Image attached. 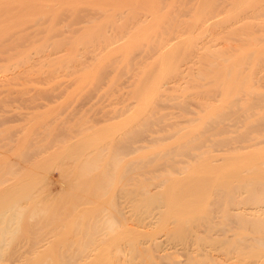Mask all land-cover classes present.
<instances>
[{"label":"rangeland","instance_id":"1","mask_svg":"<svg viewBox=\"0 0 264 264\" xmlns=\"http://www.w3.org/2000/svg\"><path fill=\"white\" fill-rule=\"evenodd\" d=\"M119 1L118 0H84V1L83 0H79V1L78 0H64V1L63 0H8V1L0 0L1 5L6 4L0 7V12H1L0 20L2 21L6 20L4 22L5 23L7 22V26L4 22H2L3 24L0 23L1 25H4L0 27V29L2 28L0 30V33L1 32L4 33V31L6 32L4 33L5 35L1 34V37H0V68L2 69V70L0 69V71L2 72L8 67L7 71L9 72V73L7 71L6 72L4 71V73L0 72L1 73L0 76L4 74L7 76L9 74L13 75V73L17 72L18 69L20 70L22 69L21 77H17V78H20V80L17 78H14V75H13L12 76L13 80L14 81L16 80V81L13 82L12 79L10 80L11 81L10 83L12 84L7 85V87L5 88L6 92L4 91L5 89H3L5 86L0 88V91H4V94L0 93L1 94L0 98L1 99L4 98L6 100L5 101L4 99L2 100L0 99V128H1L0 129V154L1 152H3L4 154H7V157L11 156L10 158H8V161L7 159L5 160L3 159V161L2 159L0 160V162L2 163L5 162L0 165V174L2 173L0 175L1 177L0 178L1 180L0 181L1 182L0 183V187H1L0 188V207H1L0 213H3L4 212L3 210L4 209L6 210V208H8L7 205L11 201H12V204L20 203V205H22V204H25L26 203L25 201L28 200V199L26 200V198H32V199H29L27 203L25 204V205L28 204L27 206L23 205L22 209L21 208L18 209V211L20 212H17L19 213V217L17 214L18 218L16 217V220L19 219L20 221L18 220V223L14 222L12 227L10 228L12 229L11 230L12 233L11 231H9L8 232L9 235L6 234V236L7 235L8 236L7 237L5 236L6 240L3 245H6V247L2 246L3 253H1L0 255L1 256L0 264L2 263L6 264V263H9V261H10L9 264L11 263L16 264V262L17 264H19L18 261L21 262L22 264H26V263L32 264V262L34 261L35 262L33 264H39V263L46 264L47 263L46 260L48 261L47 264H49V262L51 264V261L53 262L52 264L54 263L55 264H70V263L76 264V262L77 264H80V262H78L80 260H83L81 264L85 261H86L85 264L86 263L87 264H228V263L229 264H239V263L240 264H243V263L244 264H264V163H263L264 162V145H263L264 144V113H263L264 112V72H263L264 71V62H263L264 61V49L260 48V47H263L262 45L264 44V41H263L264 39V34H263L264 33V22H263L264 21V0L262 1L261 0H237V1L236 0H210V1L208 0V2L211 3V4L209 3V5L208 4L206 5V3H208L206 0L204 1L203 0H190V1L189 0H155V3L158 2L156 4L159 6L158 13L160 15L165 14V16L163 15H162L163 17L160 16L161 18H163L161 20L159 19L160 21H158V19L157 21L154 19L153 21L155 23L152 22V26L150 25L151 26L150 28L149 26L148 28L147 26L141 27L140 29L143 30L142 31L139 29L141 32H147V33H141L143 34V35L140 34L141 38L139 36H138L139 38L135 36L136 38L135 37L132 39L130 38L129 40L128 38L130 37L129 35L131 34L129 32L134 24L133 19L137 20V18L139 19V17L142 18L141 14L142 12L144 13L147 11L148 9L147 4H149L150 1L148 0L149 2L146 4L145 2H147V0L145 1L132 0V2L129 0H124V1L121 0L123 2L120 1V4H119ZM133 1L135 2L134 4H133ZM130 2L134 6L128 4ZM72 4L73 6H71ZM123 5H125L126 8ZM114 7L116 8V13H115ZM121 9H123L124 11ZM125 9L128 13H126ZM164 9L167 10L166 13ZM118 10H120V12L122 11L121 13H123L122 14L123 17H119V19H116L121 14V13H118L119 12ZM225 10L226 12L228 10V13H226ZM110 11L112 12V14ZM160 11L162 13H160ZM236 11L237 12L240 11L239 12L240 15L236 14ZM217 14L218 15L223 14L221 18L222 20L220 19L215 24L213 25L211 24L209 26L205 24L204 27L203 26L201 27L200 29L201 31L198 29V26L201 25V20L204 21L206 17L210 18V16L212 17ZM244 16H257L259 20L255 21L254 23H251L250 21L248 22V24H245L244 26L242 25L243 27H238V28L234 27L233 29L228 28L229 24L233 23V21H236L237 19L244 17ZM258 16L261 18H259ZM15 19H18V20L16 21ZM251 20L254 21L255 19L254 20L251 19ZM102 22H104V24ZM250 25L252 28L250 27ZM152 27L155 29H153ZM143 28L144 29L147 28L148 30H144ZM235 30L237 34L235 33ZM195 31L196 32L198 31V32L195 33ZM148 32H149V35H148ZM187 33L191 36L192 39L189 37ZM182 34L184 35L186 34V35L183 36ZM196 34L197 35L200 34L198 36L201 37L202 39L199 38ZM125 35L126 36L128 35L127 38ZM177 35L178 36L182 35L181 37L183 38V44H181L182 43L181 42L180 44L177 45V47L174 48L175 50L172 51V53L171 51L169 52V54L170 53L172 54L171 56L172 58H170L171 54L170 55L168 54L169 56L165 55V57H169L166 59V61L167 60L170 61L172 59L170 61V62L174 61L172 63V66L175 67L174 64H176L178 66V67L176 66L178 69L176 67L175 69L174 68L171 69L172 66L168 67L169 62H167L168 64L165 63L166 65L161 66L159 64L160 62H157L159 61V57H157V54L159 53L160 47L166 44L165 43L166 39L169 42V40L175 39L174 37H177ZM168 37H169V40H168ZM208 37H209V40H208ZM210 37L212 40H214L215 38L218 39L217 42H222L223 40L224 42L227 41L230 44L234 43L238 45L239 43V45L241 46L242 44L246 45V41H249L251 39H252L251 40L252 42L249 41V43L250 42L255 43V41H256L255 44H258L259 41L263 43V44L262 43L258 44V45H261L259 46L261 50L259 54L257 53L258 56L255 55L254 59L252 58L254 63H252L253 61L252 62L250 61L251 57L247 58L248 61L253 64V66L251 65V63L249 64L252 68H250L248 64L246 65L247 62L244 61L245 63L243 62V65H242L243 67L239 69L238 72L240 73L238 74H241L242 76L244 75L247 77L248 73L246 72H249V77H247V80L249 81H247L245 77V80H246V81L244 80L245 84L244 83L242 84L240 81L241 79H238L239 77H241V75L238 76L237 81H236L237 85L234 86V87H237L236 88L237 90H234L235 88L233 89V93L234 94L236 93V94L234 95L233 93H231L232 94L231 96L230 94L232 90V87H231V90L228 91L229 95L225 97V98L227 97L229 98V99L227 98L229 103L226 102L227 99L225 101L224 96H223L224 100H222L223 98L221 99V96H222L221 92L223 91L222 88L224 87V86L222 87L223 82L221 85L219 83V85L222 88H219L220 86L217 85V82H219L217 80L219 79L217 78L219 77L218 74L221 76V78L222 76L225 77L223 75L224 74L223 68H226V67H223V68L219 67L220 64L217 60L219 59L223 60L225 59L224 57L228 55L231 56L233 50L231 48H228L230 49V51L226 50L225 52L222 50L223 52L222 51L220 52L218 51L216 53L212 52L213 54H211L210 52L209 54L208 52L207 53L205 52L203 54H197V51L195 50V47H194L196 43L195 40L197 39L198 41V39H201L204 42L208 40V42L204 44L208 45L207 43H209L210 45V43H213L210 40ZM146 38L148 39L150 38V39L148 40ZM184 38H186L187 40H184ZM243 39L245 42H243ZM124 40L127 43L125 42L123 43L122 41ZM257 40H258V43H257ZM241 41H242V44H241ZM119 42L123 43L121 44L122 48L119 45H117V43ZM163 42L164 44H162ZM160 44H162V46ZM126 47L129 49H127ZM228 51L230 52V54ZM209 59L213 61L211 63L212 65L208 64L210 63ZM205 60H207L206 63H205ZM215 61L216 63H218L217 65L219 66H217L216 63H214ZM189 62H191L190 65L192 66L194 65L195 68L192 67L190 70L181 71L180 69L182 68V66H184L185 63L188 64ZM196 63H198V65ZM205 66H208V68ZM244 67L246 69L248 68L247 69L248 71ZM162 68L164 69V71ZM210 68L211 70L213 69L217 71L216 72L213 70L211 71ZM218 69L220 70L221 74L220 73L217 74V72H219ZM12 70H15V71L12 72ZM81 70H82V73H81ZM89 72H91L90 75L92 74L91 78L93 79L88 78L89 76L87 74ZM210 72H213V73H210ZM79 73L81 75H79ZM136 74L138 75V77ZM183 74L186 76H184ZM226 74L228 76L230 75L229 72ZM80 76L81 77L83 76V78H81ZM84 77H86L87 80H84ZM215 77L217 80L216 84L215 82H213ZM243 77H241L242 80H243ZM77 78L79 80H77ZM190 78L191 80H189ZM250 78L253 80L251 81ZM48 79H49V82H48ZM168 81L169 82L174 81V84H172L170 87L169 86L170 83H167ZM226 81L228 82V80H224L225 83H227ZM19 84L22 85V87L20 88L21 91H19L20 90L19 87H17L18 90L17 88H15V86L17 85L19 86ZM10 85L12 86L13 90L11 89ZM252 86L254 89H256L257 87L256 89L258 90L257 92L254 89H252V91H255L258 94L257 96L254 95L255 97L254 96L250 98L247 97L248 99L247 100L245 98L247 96L246 93L248 92L246 89ZM258 87H260L261 89L260 88L258 89ZM7 88L8 89L10 88V89L8 90ZM149 89H153L154 92H152L153 90L149 92L150 91ZM144 90H147V91L144 92ZM250 91L251 90H249V92ZM244 92H246L245 93L246 95L244 94ZM147 93L149 95L152 93L153 96H151L152 95L151 94L149 97ZM242 94L245 96H243ZM141 96H144V97L142 98ZM147 97L149 99H145ZM136 98L140 101L143 99L141 101L142 102L141 104L143 105H141L140 101H138ZM217 98L220 99V101H218ZM257 98L259 99L256 100ZM221 101L222 103L223 101H225V104L223 103L222 105L221 103H219ZM257 101L259 102V104ZM146 104L148 105L147 107H145ZM244 105L247 107H245ZM214 106L216 108L219 107L220 109L217 108L216 110ZM209 107H210V110L208 109ZM214 115L215 116L217 115V116L215 117ZM260 116H261V119H260ZM144 121L147 123L145 124ZM78 124H81V125L79 126ZM138 128L141 130H139ZM19 130L20 131L22 130V134H23L21 135L23 141H21L22 143L20 144V146L18 144V138H19V135L21 134ZM119 142L121 143V145L119 144ZM184 142L185 143L187 142L189 144L186 143L185 145ZM201 144L203 146H201ZM117 146L123 147V149L118 148ZM115 147L118 149L117 155L115 154L116 152H113L115 151L114 149H116ZM178 148L180 149L178 150ZM156 150L157 152L158 151L159 152L157 153ZM15 154H17L18 156ZM91 154L93 155L94 158L92 157ZM112 154L115 155V159H116L115 162L114 160L111 161ZM44 156L46 157L45 159L43 158ZM119 158L121 159L123 158V159L120 160ZM164 158L166 161L164 160ZM166 158L168 159V161ZM88 159L90 163L87 161ZM90 159H93V160H90ZM12 162L14 163L11 164ZM84 162L85 163L88 162L87 166ZM92 162L93 164H91ZM157 162L158 163L160 162V163L158 164ZM83 163L85 165H83ZM109 163H112V164L116 163V164L109 165ZM135 163L137 164L135 165ZM161 163H163V165H161ZM76 164H77V167H76ZM78 164H79V167H78ZM18 165H20L21 170L20 168H18L19 167ZM82 165L86 167L82 168L81 167ZM95 165L97 166V168ZM88 166L91 170L88 168ZM247 166L250 167V169ZM109 167L111 168L109 169ZM182 167L184 169L186 168L185 171L183 170ZM115 168H118V172H117V169L115 170ZM138 168H141V169L139 170ZM180 168L182 169V172ZM27 169L29 170L27 171ZM82 169H85V170L83 171ZM87 169L89 170L86 171ZM110 170H113V171L110 172L109 174ZM81 171H83L84 173L86 172L85 176H84V173L82 174ZM80 172H81V175H80ZM3 173L5 175H3ZM20 174H22L23 176H21ZM113 174H115L116 176L114 175L113 177ZM180 174H182V176ZM99 175L100 176L102 175V178L105 181H103L104 185L101 188V191L97 190L96 192V189L98 188V184L101 183L102 181L100 180ZM18 176L20 177V179ZM104 176L106 179L104 178ZM13 177L18 178V180L17 179L15 180V183L13 182L14 180ZM170 177L172 178V180H170L171 179ZM192 177L195 179L192 180L193 179ZM198 177L199 179H197ZM107 178L109 181L107 180ZM129 178L131 179L129 180ZM158 178H161V180ZM3 179H4V182H2ZM125 179H127L128 181L127 180L125 181ZM173 179H174V182H173ZM89 181H92L93 183ZM107 181L108 183H106ZM195 181L197 182L195 183ZM141 182L144 184V186ZM86 183L91 184V186L93 187H90V185L89 184L87 185ZM4 184L8 185L7 187L9 188L5 187ZM93 184H96V185H93ZM139 184L142 186H140ZM179 185L181 187H179ZM2 187H4V189H7L5 190L6 192L8 191V189H10L9 191L11 192L8 191L7 192L8 194H7L4 191L6 194L4 193L3 195L2 190L4 189ZM80 187H82V190ZM141 187H143V189L146 192L143 194L141 192L142 195L139 193L140 189L143 190ZM76 189L81 196L78 194ZM166 189L169 191H167ZM70 190L71 191L73 190V191L71 192ZM92 190H95V191H92ZM22 191H23V194H22ZM75 191L77 192L78 195L76 194ZM83 192L87 196L85 197L82 196V195H85ZM134 192L136 196L133 195ZM149 192H151V194ZM29 193L30 195H28ZM97 193L99 194L101 193V195L99 194L97 195ZM165 193H166V196L164 195ZM126 194L128 195L126 196ZM145 194L148 200H150L148 196L150 197L153 194L150 198L154 199V201L156 200L157 201L156 202L152 201L151 203H148L147 200L145 199L146 198ZM74 195L80 196V200H79V197H77L78 199L76 198V196L73 197ZM17 196H19L20 198ZM49 196L51 198H49ZM96 196L98 198H96ZM12 197L14 198L15 201L13 200ZM38 198H40V200H38ZM45 198H46V203H47V198L49 199L50 202H53L52 204L50 202L47 203V204L53 205L52 206L53 211L48 210V212H50L51 214L48 212L47 213L45 212L44 214H46L47 216L46 217L45 215H42L43 213L41 214L37 212L38 214L37 213L36 214L38 216L39 215L43 216L42 219L40 218L41 216L38 217L37 215L36 216L40 220L37 217H35L36 219L30 218L32 217V214L35 213V211L37 210L35 207L36 206L35 203L37 204V201L39 202L41 200H45ZM52 198H54L55 200H50ZM69 198L70 200H68ZM35 199H36V202H35ZM76 199L79 200L80 202L76 201ZM141 199L142 200L144 199L143 201L146 203H144ZM115 200H117V202ZM22 201H24V203H22ZM103 202H104V206H103ZM96 203L98 205H96ZM177 203H179V205ZM12 204L10 203V205ZM30 204L32 205V207ZM141 204H143L144 206ZM5 205L6 207L3 208V206ZM152 205L154 206L152 207ZM71 206L72 207L74 206V207L72 208ZM156 206L157 207L160 206V207L157 208ZM131 208L133 211L131 210ZM85 209L86 210L88 209V210L86 211ZM111 209H113V211ZM21 210L23 211L22 215L20 214L22 213ZM116 211L118 212L119 215L116 213ZM53 212L54 213L56 212V214H54ZM238 212H239V215H238ZM70 213H72L73 215H71ZM112 213L114 215L116 213L117 215L113 216ZM80 214H82L83 216ZM105 215L107 217L109 216L110 218L113 216L114 219H116V222L114 221L113 223L111 222V220H114L113 218L110 221H109V217L106 218L108 222L113 223L112 225H110L112 230L109 229L110 227H108V229L107 227H105V226H108L106 223H104L106 222L104 221L106 217ZM120 215H121V218L119 217ZM52 216H53V219H52ZM146 216H150V217H146ZM100 217H102V219L104 218V220H100ZM88 218H90L91 220ZM149 218L150 219L152 218L153 220H150ZM49 219L51 220L49 221ZM27 220L28 222L31 220V223H27ZM42 220L44 222H40ZM78 222H80V224ZM41 223L43 225H41ZM76 223L78 225H76ZM14 224L16 226H14ZM61 225H65V226L61 227ZM68 225L70 226V228ZM92 225L94 226L93 229H92L93 227ZM51 226H55V229H57L55 237L53 238L55 242L51 243L53 244V248L52 247L47 248L46 246L45 247L46 249L45 248H44L45 250L43 249L45 252H47L46 256L48 258L45 256L44 253L42 254L43 257L39 256L38 253L43 251V250H40L39 248L42 240L47 238L46 236L47 233H48V236H50L49 233L51 234V232H48V231H51L54 229V227L53 229L52 228L49 229V227ZM77 226L79 227L77 228ZM15 227L17 229H13ZM80 228L82 229L85 228V229L80 230ZM94 229L96 230V232L98 230L100 231V232L98 231L99 232L98 236H97V233L94 232ZM126 229H129L130 232L128 230L126 231ZM85 230L86 232L89 231L88 233H90L91 235L89 236L90 238L86 237L88 239V240L86 239L88 243L85 241V238L83 240V237L86 234L84 232ZM102 230L103 231L105 230V231L103 232ZM80 231H81V236H80ZM140 231L142 232V234L144 232V234L141 235ZM73 232L75 234L76 232L77 234L79 233L78 237L82 238L80 239L83 240V243L81 240L79 241L76 240V242L74 241L72 243L68 241L70 240V238H72L71 235L74 236ZM10 233L12 234V236L10 235ZM100 233L102 235V236L100 235L101 237L99 236ZM61 235H63V237ZM64 235L66 236L64 237ZM139 235H141V237ZM94 237H96L97 239H95ZM99 237L100 238L103 237L101 239L103 244H101L102 242L98 241L100 240L98 239ZM12 238L15 240H13ZM110 238L115 241L113 242V240H111ZM131 239L133 240L131 241ZM65 240H67V242L70 244L71 247L70 246L68 247L69 244H67ZM104 241H105V244H104ZM63 243H65V250L69 249L68 250L69 252L67 250L65 251V253L61 252L62 249L64 250V247H60V246H63ZM89 243H90V246H89ZM81 244L82 245L87 244V245L86 247L83 246L84 247L83 248ZM91 244L93 245L91 246ZM66 246L68 248H66ZM72 246H73V249H72ZM109 247L111 248V251ZM13 248H15V250H13ZM36 249L38 250L36 251ZM47 249L48 250L55 249L54 251L52 250V252L54 253L56 252L54 254L55 256L52 255L53 254L52 252H50L49 254ZM114 250L117 252H115ZM119 250L121 251V253H119L120 252ZM11 251H13L14 253ZM31 251L32 252L34 251L35 252L34 254L35 255L37 254V255L33 256L34 254L32 253L33 255L31 254L32 255L31 256L29 254L31 253ZM57 251L59 255L57 254ZM83 251H85V253ZM88 251L89 253L91 252L90 256L92 257L89 256L90 258L88 257L86 258L85 256L88 254ZM60 252L62 253L61 254L62 256L64 254L63 257L60 256ZM66 252H68V254ZM17 253H18V256L16 255ZM27 253L29 255H26ZM105 254L106 256H104ZM22 255H24L26 259ZM51 256L53 257L59 256V257H56L55 259ZM19 258L21 260H23L24 258V260L20 261ZM28 258H29V261H28ZM70 258L72 261L70 260ZM86 259H89V260H86ZM39 260L41 262L43 261L44 262L41 263ZM62 261H64V263Z\"/></svg>","mask_w":264,"mask_h":264},{"label":"bare ground","instance_id":"2","mask_svg":"<svg viewBox=\"0 0 264 264\" xmlns=\"http://www.w3.org/2000/svg\"><path fill=\"white\" fill-rule=\"evenodd\" d=\"M7 1H8V0H7ZM63 1H64V0H63ZM78 1H79V0H78ZM83 1H84V0H83ZM118 1H119V0H118ZM120 1H121V0H120ZM120 1H119V4H120ZM123 1H124V0H123ZM123 1H121V2H123ZM129 1L132 2V0H129ZM135 1H136V0H135ZM142 1H145V0H142ZM142 1H141V2H142ZM149 1H150V3L147 4V5H148V6H147L148 9L146 8L147 11H149V12H147V11L145 10L146 12H144V13L142 12V14H144V15L141 14L142 18L139 17V19H138V18L136 17L137 20H134V19L132 18L133 21H134V24H133L132 28L130 29V32H129V33H131V34L129 35L130 37L128 38V40H129L130 38H131V39L134 38L135 36H136V37H138V36L140 37L141 35H143V34H141V33H147V32H141L140 30H142V29H140V28L143 27V26H144V27L147 26V28H148V26H149V28H150V27L152 26V22H154V21H153L154 19H155L156 21H157V19H158V21H160L161 19H163V18H161V17L165 16V14H164V15H163V14L160 15V14L158 13V8H159V6L156 4V3H158V2L155 3V0H149ZM149 1L147 0V2H145V4L148 3ZM151 1H153L154 4H153V2H151ZM189 1H190V0H189ZM203 1H204V0H203ZM206 1L208 2V0H206ZM209 1H210V0H209ZM236 1H237V0H236ZM261 1H262V0H261ZM23 2H24V1H23ZM61 2H62V1H61ZM75 2H76V1H75ZM81 2H82V1H81ZM111 2H112V1H111ZM116 2H117V1H116ZM116 2H115V3H116ZM127 2H128V1H127ZM131 2L128 3V4L133 5V4L135 3V2L133 1V4H131ZM166 2H167V1H166ZM178 2H179V1H178ZM234 2H235V1H234ZM6 3H7V2H6ZM37 3H38V2H37ZM39 3H40V2H39ZM68 3H69V2H68ZM102 3H103V2H102ZM143 3H144V2H143ZM182 3H183V2H182ZM182 3H181V4H182ZM188 3H189V2H188ZM203 3H205V2H203ZM209 3H210V2L206 3V5H207V4L209 5ZM251 3H252V2H251ZM251 3H250V4H251ZM257 3H258V2H257ZM109 4H110V3H109ZM113 4H114V3H113ZM117 4H118V3H117ZM210 4H211V3H210ZM255 4H256V3H255ZM4 5H6V4H4ZM4 5H1V3H0V7H1V6H4ZM15 5H16V4H15ZM76 5H78V4H76ZM95 5H96V4H95ZM100 5H101V4H100ZM114 5H115V4H114ZM121 5H122V4H121ZM182 5H183V4H182ZM256 5H257V4H256ZM55 6H56V5H55ZM71 6H73V4H72ZM123 6H125V5H123ZM126 6H127V4H126ZM126 6H125V8H126ZM133 6H134V5H133ZM164 6H165V5H164ZM188 6H189V5H188ZM202 6H203V5H202ZM202 6H201V8H202ZM210 6H211V5H210ZM212 6H214V5H212ZM233 6H234V5H233ZM238 6H239V5H238ZM240 6H241V5H240ZM249 6H250V5H249ZM42 7H43V6H42ZM49 7H50V5H49ZM61 7H62V6H61ZM111 7H112V6H111ZM131 7H132V6H131ZM173 7H174V6H173ZM196 7H197V6H196ZM207 7H208V6H207ZM246 7H247V6H246ZM100 8H101V7H100ZM104 8H105V7H104ZM143 8H144V7H143ZM188 8H189V7H188ZM193 8H194V7H193ZM235 8H236V7H235ZM76 9H77V8H76ZM84 9H85V8H84ZM112 9H113V8H112ZM114 9H115V13H116V8L114 7ZM119 9H120V8H119ZM127 9H128V8H127ZM137 9H138V8H137ZM179 9H181V8H179ZM179 9H178V10H179ZM216 9H217V8H216ZM229 9H230V8H229ZM231 9H232V7H231ZM241 9H242V8H241ZM55 10H56V9H55ZM100 10H101V9H100ZM102 10H103V9H102ZM121 10H123V9H121ZM133 10H134V9H133ZM159 10H161V9H159ZM164 10H165V9H164ZM206 10H207V9H206ZM239 10H240V9H239ZM255 10H256V9H255ZM44 11H45V10H44ZM57 11H58V10H57ZM118 11H119L118 13H121V12H122V11L120 12V10H118ZM123 11H124V10H123ZM125 11H126V9H125ZM128 11H130V10H128ZM135 11H136V10H135ZM135 11H134V12H135ZM140 11H141V9H140ZM142 11H143V9H142ZM162 11H163V10H162ZM166 11H167V10H165V13H166ZM184 11H185V10H184ZM234 11H235V10H234ZM256 11H257V10H256ZM258 11H259V10H258ZM74 12H75V11H74ZM110 12H111V11H110ZM134 12H133V13H134ZM163 12H164V11H163ZM178 12H179V11H178ZM225 12H226V10H225ZM239 12H240V11H238V12L236 11V14H239ZM0 13H1V12H0ZM4 13H5V12H4ZM8 13H9V12H8ZM13 13H14V12H13ZM36 13H37V12H36ZM66 13H67V12H66ZM126 13H128V12L126 11ZM126 13H125V14H126ZM160 13H162V12L160 11ZM221 13H222V12H221ZM221 13H220V14H221ZM226 13H228V10H227ZM244 13H245V12H244ZM256 13H257V12H256ZM259 13H260V12H259ZM6 14H7V13H6ZM111 14H112V12H111ZM113 14H114V13H113ZM122 14H123V13H121L120 15L118 14L119 16H118V18H116V19H119V17H123ZM131 14H132V13H131ZM198 14H199V13H198ZM206 14H207V13H206ZM224 14H225V13H224ZM4 15H5V14H4ZM56 15H57V14H56ZM129 15H130V14H129ZM132 15H133V14H132ZM162 15H163V16H162ZM174 15H175V14H174ZM176 15H177V14H176ZM200 15H201V14H200ZM200 15H199V16H200ZM202 15H203V14H202ZM204 15H205V14H204ZM222 15H223V14H222ZM222 15H218V14H217V15H214V16H212V17L210 16V18H209V17H208V18L206 17V19H205L204 21L201 20V25L198 26V29L200 30L201 27H202V26L204 27L205 24H206L207 26H209V25H211V24H212V25L215 24L218 20H220V19L222 18ZM227 15H228V14H227ZM239 15H240V14H239ZM241 15H242V14H241ZM254 15H256V14H254ZM260 15H261V14H260ZM260 15H259V16H260ZM262 15H263V14H262ZM97 16H98V15H97ZM134 16H135V15H134ZM139 16H140V15H139ZM160 16H161V17H160ZM166 16H167V15H166ZM172 16H173V15H172ZM207 16H208V15H207ZM224 16H225V15H224ZM224 16H223V17H224ZM228 16H229V15H228ZM233 16H234V15H233ZM259 16H258V17H259ZM4 17H5V16H4ZM93 17H94V16H93ZM112 17H113V15H112ZM132 17H133V16H132ZM175 17H176V16H175ZM203 17H204V16H203ZM70 18H71V17H70ZM109 18H110V17H109ZM199 18H200V17H199ZM237 18H238V17H237ZM256 18H257V16H244V17H241V18L237 19L236 21H233V23L229 24V27H228V25H227V27H228L229 29H230V28L233 29L234 27H237V28H238V27H243L245 24H248V22H250V21H251V23H254L255 21L259 20L258 18H257V19H256ZM259 18H261V17H259ZM3 19H4V18H3ZM80 19H81V18H80ZM85 19H86V18H85ZM159 19H160V20H159ZM174 19H175V18H174ZM187 19H188V18H187ZM193 19H194V18H193ZM197 19H198V18H197ZM224 19H225V18H224ZM229 19H230V18H229ZM251 19H253V20L255 19V20L252 21ZM10 20H11V19H10ZM13 20H14V19H13ZM15 20L17 21L18 19H15ZM88 20H89V19H88ZM110 20H111V19H110ZM112 20H113V19H112ZM114 20H115V19H114ZM124 20H125V19H124ZM169 20H170V19H169ZM172 20H173V19H172ZM221 20H222V19H221ZM231 20H232V19H231ZM4 21H6V20H3V21L0 20V23H2V22H4ZM117 21H118V20H117ZM176 21H177V20H176ZM198 21H200V20H198ZM260 21H262V20H260ZM12 22H13V21H12ZM97 22H98V21H97ZM174 22H175V21H174ZM196 22H197V21H196ZM219 22H220V21H219ZM263 22H264V21H263ZM263 22H262V23H263ZM4 23H5V22H4ZM62 23H63V22H62ZM100 23H101V22H100ZM102 23L104 24V22H102ZM114 23H115V22H114ZM154 23H155V22H154ZM158 23H159V22H158ZM197 23H198V22H197ZM197 23H196V24H197ZM257 23H258V22H257ZM259 23H261V22H259ZM2 24H3V23H2ZM5 24H6V26H7V22H6ZM97 24H98V23H97ZM120 24H121V23H120ZM120 24H119V25H120ZM131 24H132V23H131ZM165 24H166V23H165ZM167 24H168V23H167ZM172 24H173V23H172ZM249 24H250V23H249ZM0 25H1V24H0ZM51 25H52V24H51ZM86 25H87V24H86ZM122 25H123V24H122ZM150 25H151V26H150ZM157 25H158V24H157ZM216 25H217V24H216ZM242 25H243V26H242ZM260 25H262V24H260ZM2 26H4V25H1L0 27H2ZM6 26H5V27H6ZM8 26H9V25H8ZM62 26H63V25H62ZM158 26H159V25H158ZM164 26H165V25H164ZM186 26H187V25H186ZM194 26H195V25H194ZM207 26H206V27H207ZM81 27H82V26H81ZM113 27H114V26H113ZM210 27H211V26H210ZM212 27H213V26H212ZM216 27H217V26H216ZM216 27H215V28H216ZM250 27H251V25H250ZM260 27H262V26H260ZM17 28H18V27H17ZM51 28H52V27H51ZM147 28H146V29L143 28V29H144V30H148ZM152 28H153V27H152ZM152 28H151V29H152ZM169 28H170V27H169ZM192 28H193V27H192ZM251 28H252V27H251ZM1 29H2V28H1ZM1 29H0V30H1ZM5 29H6V28H5ZM5 29H3V30H5ZM86 29H87V28H86ZM112 29H113V28H112ZM139 29H140V30H139ZM153 29H155V28H153ZM235 29H236V28H235ZM245 29H247V28H245ZM3 30H2V31H3ZM18 30H19V29H18ZM77 30H78V29H77ZM157 30H159V29H157ZM196 30H197V28H196ZM13 31H14V30H13ZM48 31H49V30H48ZM71 31H72V30H71ZM118 31H119V30H118ZM142 31H143V30H142ZM190 31H191V30H190ZM200 31H201V30H200ZM209 31H210V30H209ZM238 31H239V30H238ZM241 31H242V30H241ZM246 31H247V30H246ZM16 32H18V31H16ZM20 32H21V31H20ZM20 32H19V33H20ZM149 32H150V30H149ZM149 32H148V35H149ZM156 32H157V31H156ZM191 32H192V31H191ZM191 32H190V33H191ZM197 32H198V31H197ZM197 32L195 31V33H197ZM203 32H204V31H203ZM211 32H212V31H211ZM225 32H226V31H225ZM243 32H244V31H243ZM249 32H250V30H249ZM4 33H6V32L4 31ZM4 33L1 32V33H0V37H1V34H4ZM25 33H26V32H25ZM85 33H86V31H85ZM152 33H153V32H152ZM169 33H170V32H169ZM169 33H168V34H169ZM171 33H173V32H171ZM192 33H193V32H192ZM199 33H200V32H199ZM216 33H217V32H216ZM226 33H227V32H226ZM235 33H236V30H235ZM78 34H79V33H78ZM140 34H141V35H140ZM155 34H156V33H155ZM155 34H154V35H155ZM187 34H188V33H187ZM193 34H194V33H193ZM207 34H208V33H207ZM217 34H218V33H217ZM219 34H220V33H219ZM236 34H237V33H236ZM248 34H249V33H248ZM263 34H264V33H263ZM4 35H5V34H4ZM4 35H3V37H4ZM59 35H60V34H59ZM86 35H87V33H86ZM166 35H167V34H166ZM170 35H171V34H170ZM182 35L185 36L186 34H185V35L182 34ZM182 35H179V36L177 35V37H174L175 39H173V40L171 39L172 41L169 40V37H168L169 42H168L167 39H166V41H165L166 44H164V42L162 43V44H164L163 46H162V44H160L162 47H160L159 53L157 54V57H159V61H157V62H160L159 64H160L161 66H162V65H163V66L166 65L165 63H167V62H169V64L167 63V64L169 65V66L167 65L168 67H171V66H172V63H173L174 61H173V62H170L172 59H171L170 61H168V60L166 61V59L169 58V57H165V55H168L170 51H171V53H172V51L175 50L174 48L177 47V45L180 44L181 42H182L181 44H183V38L181 37ZM188 35H189V34H188ZM196 35H197V34H196ZM198 35H200V34H198ZM198 35H197V36H198ZM202 35H203V34H202ZM211 35H212V34H211ZM211 35H210V36H211ZM215 35H216V34H215ZM222 35H223V34H222ZM17 36H19V35H17ZM63 36H64V35H63ZM125 36H126V35H125ZM127 36H128V35H127ZM127 36H126V38H127ZM131 36H133V37H131ZM159 36H160V35H159ZM175 36H176V35H175ZM204 36H205V35H204ZM239 36H240V35H239ZM246 36H248V35H246ZM250 36H251V35H250ZM58 37H59V36H58ZM136 37H135V38H136ZM139 37H138V38H139ZM153 37H155V36H153ZM189 37L191 38L190 35H189ZM192 37H194V36H192ZM198 37H199V36H198ZM215 37H216V36H215ZM215 37H213V38H215ZM220 37H221V36H220ZM236 37H237V36H236ZM33 38H34V37H33ZM123 38H124V37H123ZM140 38H141V37H140ZM187 38H188V36H187ZM199 38H201V37H199ZM229 38H230V37H229ZM18 39H19V38H18ZM24 39H25V37H24ZM67 39H68V38H67ZM109 39H110V38H109ZM146 39H148V38H146ZM149 39H150V38H149ZM149 39H148V40H149ZM152 39H153V38H152ZM191 39H192V38H191ZM201 39H202V38H201ZM201 39H198V41H197V39L195 40L196 43H195L194 47H195V50L197 51V54H203V53H205V52H206V53L208 52V54H209V52H210L211 54H213L212 52H215V53H216V52H218V51L220 52V51H222V50L225 51V52H226V50H229V51H230V49H228V48H231V49L233 50V52H232L233 55H232V54H231V56L228 55L229 57L226 56L227 58L224 57L225 59H223V60H220V59L217 60V61L219 62V64H220V66L217 65L218 63H216V61L214 62V63H216V65L219 66V67H222V68H223V67H226V68H223L224 72L222 71V72L224 73L223 75H224L225 77L228 76L226 73L229 72V74H230L227 78H225V77H223V76H222V78H221V76L218 74V73L221 74V72H220V70L218 69L219 72H217V74H218L219 77H217V78H219V79H217V80H218L219 82H217L216 77H215L214 80H213V78H212L213 82H215V84H216V82H217V85H218V86H220V85L222 84V82H223L222 87H223V86H224V87H223V88H222L221 86L219 87V88H222V90H223V91H222L223 93L221 92V95H222V96H221V99L223 98V96H224V98H225L227 95H229L228 91L231 90V87H232V90H231L230 94L233 93V89H234V88H235L234 90H237V89H236L237 87H234V86L237 85V83H236L237 78H238V76L241 75V74H238V73H240V72H238V71H239V69H241V68L243 67V66H242V65H243V62L246 61V62H247L246 65H247V64L249 65V64L253 61L255 55H257V53L259 54V52H260V50H261L260 48H263V49H264V44H263L261 41H259V43H262V44H263V45H262L263 47H260V48H259V46H261V45H258V44H259V43H258V40H257V43H258V44H255V43H256L255 40H254L255 43H254V42L251 43V42H252V41H251L252 39L249 40V41H251L250 43H249V41H246V45H245V44L243 45V44H242V41H241L242 46L239 45V43H238V45L232 43V44H234V45H232V44L228 43L227 41L224 42L222 39H221L222 42H217L218 39L215 38L214 40H212L211 37H210V40H211L213 43H210V45H209V43H207L208 45H206V44H204V43L208 42L209 37H208V40H207L206 42H204V41L201 40ZM206 39H207V38H206ZM245 39H246V38H245ZM253 39H254V38H253ZM3 40H4V39H3ZM133 40H134V39H133ZM158 40H159V39H158ZM184 40H187V39L184 38ZM189 40H190V39H189ZM241 40H242V39H241ZM246 40H247V39H246ZM131 41H132V40H131ZM146 41H147V40H146ZM170 41H171V42H170ZM195 41H194V42H195ZM215 41H216V42H215ZM219 41H220V40H219ZM263 41H264V39H263ZM4 42H5V41H4ZM4 42H3V43H4ZM30 42H31V41H30ZM79 42H80V41H79ZM109 42H110V41H109ZM122 42L124 43L125 40L122 41ZM122 42H121V43L119 42L120 44L117 43V45H119V46L121 47V44H123ZM148 42H149V41H148ZM167 42H168V43H167ZM185 42H187V41H185ZM192 42H193V41H192ZM192 42H190V43H192ZM234 42H235V41H234ZM239 42H240V41H239ZM243 42H245L244 39H243ZM247 42H248L249 44H248ZM28 43H29V42H28ZM47 43H48V42H47ZM47 43H46V44H47ZM83 43H84V42H83ZM113 43H114V42H113ZM125 43H127V42H125ZM159 43H160V42H159ZM188 43H189V42H188ZM54 44H55V43H54ZM139 44H140V43H139ZM186 44H187V43H186ZM247 44H248V45H247ZM143 45H144V44H143ZM104 46H105V45H104ZM115 46H116V45H115ZM33 47H34V46H33ZM37 47H38V46H37ZM57 47H58V46H57ZM116 47H117V46H116ZM120 47H119V48H120ZM130 47H131V46H130ZM51 48H52V47H51ZM54 48H55V47H54ZM121 48H122V47H121ZM126 48H127V47H126ZM258 48H259V49H258ZM43 49H44V48H43ZM59 49H60V48H59ZM110 49H111V48H110ZM115 49H116V48H115ZM127 49H129V48H127ZM158 49H159V48H158ZM184 49H185V48H184ZM27 50H28V49H27ZM32 50H33V49H32ZM32 50H31V51H32ZM44 50H45V49H44ZM100 50H101V49H100ZM112 50H114V49H112ZM5 51H6V50H5ZM29 51H30V50H29ZM50 51H51V50H50ZM155 51H156V50H155ZM223 51H222V52H223ZM229 51H228V52H229ZM234 51H235V52H234ZM256 51H257V52H256ZM262 51H263V50H262ZM3 52H4V51H3ZM3 52H2V53H3ZM54 52H55V51H54ZM191 52H192V51H191ZM236 52H237V54H236ZM67 53H68V52H67ZM118 53H119V52H118ZM171 53H170V54H171ZM215 53H214V54H215ZM20 54H21V53H20ZM27 54H28V53H27ZM105 54H106V53H105ZM122 54H123V53H122ZM124 54H125V53H124ZM170 54H169V55H170ZM186 54H187V53H186ZM197 54H196V55H197ZM229 54H230V52H229ZM260 54H261V53H260ZM21 55H22V54H21ZM108 55H109V54H108ZM116 55H117V54H116ZM145 55H146V54H145ZM169 55H168V56H169ZM205 55H206V54H205ZM226 55H227V53H226ZM37 56H38V55H37ZM112 56H113V55H112ZM171 56H172V54L170 55V58H172ZM208 56H209V55H208ZM211 56H212V55H211ZM224 56H225V54H224ZM257 56H258V55H257ZM98 57H99V56H98ZM126 57H127V55H126ZM164 57H165V58H164ZM197 57H198V56H197ZM214 57H215V56H214ZM250 57H251V59H250L251 62H249L248 59H247V58H250ZM17 58H18V57H17ZM109 58H110V57H109ZM160 58H161V59H160ZM163 58H164V59H163ZM188 58H189V57H188ZM201 58H203V57H201ZM217 58H218V56H217ZM217 58H216V59H217ZM245 58H246V60H245ZM252 58H253V59H252ZM19 59H20V58H19ZM74 59H75V58H74ZM214 59H215V58H214ZM214 59H212V60H214ZM258 59H259V58H258ZM157 60H158V59H157ZM163 60H164L165 62H164ZM209 60H210V63H208V62H207V63L210 65L213 61H211V59H209ZM209 60H208V61H209ZM256 60H257V58H256ZM256 60H255V61H256ZM11 61H12V60H11ZM35 61H36V60H35ZM117 61H118V60H117ZM184 61H185V59H184ZM191 61H192V60H191ZM206 61H207V60H205V63H206ZM2 62H3V61H2ZM15 62H16V61H15ZM38 62H39V61H38ZM54 62H55V60H54ZM109 62H110V61H109ZM192 62H193V61H192ZM263 62H264V61H263ZM47 63H48V62H47ZM96 63H97V62H96ZM134 63H135V62H134ZM190 63H191V62H189L188 64L185 63L184 66H182V68H181V69L179 68V69H180L181 71H184V70L187 71V70H190L192 67L195 68V66H194V65H193V66L190 65ZM193 63H194V62H193ZM193 63H192V64H193ZM244 63H245V62H244ZM252 63H254V61H253ZM252 63H251V65L253 66ZM255 63H256V62H255ZM13 64H14V63H13ZM21 64H22V63H21ZM196 64L198 65V63H196ZM97 65H98V64H97ZM139 65H140V64H139ZM205 65H207V64H205ZM211 65H212V64H211ZM213 65H214V64H213ZM221 65H222V66H221ZM257 65H258V64H257ZM20 66H21V65H20ZM20 66H19V67H20ZM90 66H91V65H90ZM100 66H101V65H100ZM174 66L176 67L177 65L174 64ZM179 66H180V65H179ZM254 66H255V65H254ZM159 67H160V66H159ZM175 67L172 66L171 69H172V68L175 69ZM177 67H178V66H177ZM177 67H176V68H177ZM205 67L208 68V66H205ZM211 67H213V66H211ZM249 67L252 68L250 65H249ZM261 67H262V66H261ZM7 68H8V67H7ZM7 68L4 70L5 72L8 70ZM62 68H63V67H62ZM87 68H88V67H87ZM94 68H95V67H94ZM164 68H165V67H164ZM166 68H167V67H166ZM207 68H206V69H207ZM213 68H215V67H213ZM222 68H220V69H222ZM244 68H245V67H244ZM0 69H1V68H0ZM13 69H14V68H13ZM135 69H136V68H135ZM142 69H143V68H142ZM162 69H163V68H162ZM177 69H178V68H177ZM199 69H200V68H199ZM245 69H246V68H245ZM247 69H248V68H247ZM247 69H246V70H247ZM1 70H2V69H1ZM9 70H10V69H9ZM16 70H17V69H16ZM21 70H22V69H21ZM21 70L18 69L17 72H14V73H16V74L13 73L14 78L21 77ZM27 70H28V69H27ZM67 70H68V69H67ZM75 70H76V69H75ZM158 70H159V69H158ZM158 70H157V71H158ZM165 70H166V69H165ZM180 70H179V72H180ZM210 70H211V68H210ZM212 70H213V69H212ZM212 70H211V71H212ZM226 70H227V71H226ZM4 71H2V72L4 73ZM13 71H15V70H12V72H13ZM83 71H84V69H83ZM143 71H144V70H143ZM163 71H164V69H163ZM167 71H168V70H167ZM175 71H176V70H175ZM186 71H185V72H186ZM197 71H198V70H197ZM213 71H215V70H213ZM216 71H217V70H216ZM216 71H215V72H216ZM244 71H245V70H244ZM247 71H248V70H247ZM255 71H256V70H255ZM0 72H1V71H0ZM2 72H1V73H2ZM7 72H8V71H7ZM50 72H52V71H50ZM95 72H97V71H95ZM145 72H146V70H145ZM149 72H150V71H149ZM225 72H226V73H225ZM263 72H264V71H263ZM1 73H0V74H1ZM8 73H9V72H8ZM28 73H29V72H28ZM81 73H82V70H81ZM90 73H91V72H89V73L87 74V75L89 76L88 78H91V76H92V74L90 75ZM92 73H93V72H92ZM182 73H183V72H182ZM210 73H213V72H210ZM246 73H248V76H247V77H249V72H246ZM246 73H244V74H246ZM6 74H7V73H6ZM11 74H12V73H11ZM75 74H76V73H75ZM195 74H196V73H195ZM198 74H199V73H198ZM202 74H203V73H202ZM215 74H216V73H215ZM215 74H213V75H215ZM225 74H226L227 76H226ZM260 74H261V73H260ZM13 75H10V74H9L8 76H10V77H8V76L5 75V74H4V75H1V76H0V86H1L0 88H2V87L5 86V87L3 88V89H5V88L7 87L8 84H12V83H10V82H11L10 80H11V79L13 80V77H12ZM79 75H81V74L79 73ZM87 75H86V76H87ZM136 75H137V74H136ZM161 75H162V74H161ZM183 75H184V74H183ZM183 75H182V76H183ZM191 75H192V74H191ZM203 75H204V74H203ZM205 75H206V74H205ZM211 75H212V74H211ZM36 76H38V75H36ZM83 76H84V75H83ZM83 76H82V77L80 76V77L83 78ZM128 76H129V75H128ZM179 76H180V75H179ZM179 76H178V77H179ZM182 76H181V77H182ZM184 76H186V75H184ZM200 76H201V75H200ZM207 76H209V75H207ZM243 76H244V75H243ZM243 76L241 75V77H243ZM250 76H251V75H250ZM42 77H43V76H42ZM51 77H52V76H51ZM57 77H58V76H57ZM137 77H138V75H137ZM195 77H196V76H195ZM198 77H199V76H198ZM213 77H214V76H213ZM241 77H239L238 79H241V80H240L241 83H242V84H243V83L245 84L244 80H245V77H246V76L243 77V80H242ZM247 77H246V80H247ZM251 77H252V76H251ZM23 78H24V77H23ZM33 78H34V77H33ZM78 78H79V77H78ZM78 78H77V80H79ZM152 78H153V77H152ZM161 78H162V77H161ZM200 78H201V77H200ZM224 78H225V79H224ZM17 79L20 80V78H17ZM30 79H31V78H30ZM54 79H55V78H54ZM57 79H58V78H57ZM91 79H93V78H91ZM95 79H96V78H95ZM131 79H132V78H131ZM154 79H155V78H154ZM209 79H210V78H209ZM223 79H224V80H228V82L226 81L227 83H225ZM248 79H249V78H248ZM21 80H22V79H21ZM84 80H87L86 77H84ZM84 80H83V81H84ZM150 80H151V79H150ZM189 80H191V78H190ZM193 80H194V79H193ZM210 80H211V79H210ZM246 80H245V81H246ZM250 80L252 81L253 79L250 78ZM15 81H16V80H15ZM15 81L13 80V82H15ZM54 81H55V80H54ZM80 81H81V80H80ZM88 81H89V79H88ZM139 81H140V80H139ZM158 81H159V80H158ZM196 81H197V80H196ZM207 81H208V80H207ZM247 81H249V80H247ZM43 82H44V81H43ZM45 82H46V80H45ZM48 82H49V79H48ZM52 82H53V81H52ZM75 82H76V81H75ZM134 82H135V81H134ZM189 82H190V81H189ZM256 82H257V81H256ZM21 83H22V81H21ZM21 83H20V84H21ZM55 83H57V82H55ZM77 83H78V82H77ZM115 83H116V82H115ZM148 83H149V82H148ZM165 83H166V82H165ZM167 83H170L169 86L171 87V85L174 84V81H170V82L168 81ZM219 83H220V85H219ZM238 83H239V82H238ZM241 83H240V84H241ZM20 84H19V86H18V85H17V86L14 85L15 88L19 87V89H20V88L22 87V85H20ZM179 84H180V83H179ZM179 84H178V86H179ZM204 84H205V82H204ZM209 84H210V83H209ZM224 84H225V85H224ZM257 84H259V83H257ZM86 85H87V84H86ZM201 85H202V84H201ZM211 85H212V84H211ZM262 85H263V84H262ZM10 86H11V85H10ZM10 86H8V87H10ZM156 86H158V85H156ZM163 86H164V85H163ZM173 86H174V85H173ZM178 86H177V87H178ZM239 86H240V85H239ZM253 86H254V85H253ZM253 86L250 87L251 89H250V88L246 89V90L248 91L247 93L244 92V94H245V93L247 94V96L245 97L246 99H247V97L250 98V97H252V96H254V95L257 96V94H258V93H256V92L258 91V90H256L257 87H256V89H254ZM76 87H77V86H76ZM81 87H82V86H81ZM208 87H209V86H208ZM215 87H217V86H215ZM215 87H214V88H215ZM254 87H255V86H254ZM146 88H147V87H146ZM151 88H152V87H151ZM201 88H202V87H201ZM227 88H228V89H227ZM241 88H242V87H241ZM259 88H260V87H258V89H259ZM3 89H2V90H3ZM7 89H8V88H7ZM9 89H10V88H9ZM9 89H8V90H9ZM11 89H12V86H11ZM32 89H33V88H32ZM35 89H36V88H35ZM154 89H155V87H154ZM169 89H170V88H169ZM206 89H207V88H206ZM238 89H239V87H238ZM252 89H254L256 92H255V91H252ZM260 89H261V88H260ZM12 90H13V89H12ZM17 90H18V88H17ZM26 90H27V89H26ZM87 90H88V89H87ZM135 90H136V89H135ZM149 90H150L149 92H151V90H153V89H149ZM161 90H162V89H161ZM226 90H227V91H226ZM243 90H244V89H243ZM249 90H251L252 92H251V91L249 92ZM4 91L6 92V89H5ZM4 91H0V93H1V94H4ZM14 91H15V90H14ZM19 91H21V89H20ZM22 91H23V90H22ZM145 91H147V90H144V92H145ZM204 91H205V90H204ZM260 91H261V90H260ZM2 92H3V93H2ZM152 92H154V90H153ZM15 93H16V92H15ZM17 93H18V91H17ZM19 93H20V92H19ZM159 93H160V92H159ZM225 93H226V94H225ZM262 93H263V92H262ZM1 94H0V95H1ZM11 94H12V93H11ZM35 94H36V93H35ZM137 94H138V93H137ZM143 94H144V93H143ZM147 94H148V93H147ZM151 94H152V93H151ZM151 94H150V95H151ZM233 94H234V93H233ZM235 94H236V93H235ZM235 94H234V95H235ZM237 94H238V93H237ZM246 94H245V95H246ZM259 94H260V93H259ZM5 95H6V94H5ZM17 95H18V94H17ZM119 95H120V94H119ZM135 95H136V94H135ZM150 95L148 94L149 97H150ZM154 95H155V93H154ZM242 95H243V94H242ZM245 95H243V96H245ZM138 96H139V95H138ZM151 96H153V94H152ZM157 96H158V95H157ZM219 96H220V95H219ZM231 96H232V94H231ZM231 96H230V98H231ZM255 96H254V97H255ZM3 97H4V96H3ZM139 97H140V96H139ZM141 97L143 98L144 96H141ZM233 97H234V96H233ZM239 97H240V96H239ZM241 97H242V96H241ZM103 98H104V97H103ZM173 98H174V97H173ZM224 98H223L222 100H224ZM227 98H228V97H227ZM227 98H225V101H226ZM259 98H260V97H259ZM259 98H257L256 100H258ZM0 99H1V98H0ZM2 99H4V98H2ZM2 99H1V100H2ZM125 99H126V98H125ZM136 99H137V98H136ZM139 99H140V98H139ZM145 99H149V98L147 97V98H145ZM150 99H151V98H150ZM217 99H218V98H217ZM217 99H216V100H217ZM228 99H229V98H228ZM228 99H227L226 102H228ZM239 99H240V98H239ZM239 99H238V100H239ZM4 100H5V99H4ZM9 100H10V99H9ZM137 100H138V99H137ZM142 100H143V99H142ZM142 100H141V101H142ZM152 100H153V99H152ZM161 100H162V99H161ZM243 100H244V98H243ZM247 100H248V99H247ZM251 100H252V99H251ZM5 101H6V100H5ZM114 101H115V100H114ZM138 101H140V100H138ZM141 101H140V104L142 103ZM218 101H220V99H218ZM225 101H223L224 104H225ZM229 101H230V100H229ZM236 101H237V100H236ZM145 102H146V101H145ZM201 102H202V101H201ZM212 102H214V101H212ZM247 102H248V101H247ZM257 102H258V101H257ZM217 103H218V102H217ZM219 103H221V104L223 105L222 101L219 102ZM228 103H229V102H228ZM204 104H205V103H204ZM209 104H210V102H209ZM246 104H248V103H246ZM258 104H259V102H258ZM141 105H143V104H141ZM212 105H213V104H212ZM217 105H219V104H217ZM217 105H216V106H217ZM222 105H221V107H222ZM227 105H229V104H227ZM231 105H232V103H231ZM132 106H133V105H132ZM147 106H148V105L146 104L145 107H147ZM203 106H204V105H203ZM244 106H245V105H244ZM135 107H136V106H135ZM206 107H207V106H206ZM214 107H215V106H214ZM229 107H231V106H229ZM240 107H241V106H240ZM245 107H247V106H245ZM248 107H250V106H248ZM259 107H260V106H259ZM211 108H212V106H211ZM215 108H216V107H215ZM215 108H214V109H215ZM217 108H219V107H217ZM217 108H216V110H217ZM23 109H24V108H23ZM141 109H142V108H141ZM149 109H150V108H149ZM208 109L210 110V107H209ZM219 109H220V108H219ZM227 109H228V108H227ZM108 110H109V109H108ZM132 110H133V109H132ZM204 110H205V109H204ZM204 110H203V111H204ZM206 110H207V109H206ZM212 110H213V109H212ZM221 110H222V109H221ZM221 110H220V111H221ZM130 111H131V110H130ZM207 111H208V110H207ZM218 111H219V110H218ZM222 111H223V110H222ZM242 111H243V110H242ZM19 112H20V111H19ZM140 112H141V111H140ZM144 112H145V111H144ZM210 112H211V111H210ZM29 113H30V112H29ZM37 113H38V112H37ZM212 113H213V111H212ZM215 113H217V112H215ZM215 113H214V114H215ZM218 113H219V112H218ZM257 113H258V112H257ZM263 113H264V112H263ZM128 114H129V113H128ZM142 114H143V113H142ZM146 114H148V113H146ZM219 114H220V113H219ZM21 115H22V114H21ZM30 115H31V114H30ZM217 115H218V114H217ZM217 115H216V116H217ZM255 115H256V114H255ZM130 116H131V115H130ZM142 116H143V115H142ZM214 116H215V115H214ZM216 116H215V117H216ZM223 116H224V115H223ZM122 117H123V116H122ZM131 117H132V116H131ZM144 117H145V116H144ZM195 117H196V116H195ZM36 118H37V117H36ZM119 118H120V117H119ZM140 118H141V117H140ZM188 118H189V117H188ZM146 119H147V118H146ZM198 119H199V118H198ZM202 119H203V118H202ZM210 119H211V118H210ZM260 119H261V116H260ZM128 120H129V119H128ZM135 120H137V119H135ZM143 120H145V119H143ZM191 120H192V119H191ZM191 120H190V121H191ZM217 120H218V119H217ZM133 121H134V120H133ZM133 121H132V122H133ZM139 121H140V120H139ZM238 121H239V120H238ZM257 121H258V120H257ZM8 122H9V121H8ZM36 122H37V121H36ZM118 122H119V121H118ZM134 122H135V121H134ZM144 122H145V121H144ZM175 122H176V121H175ZM210 122H211V121H210ZM80 123H81V122H80ZM140 123H141V122H140ZM142 123H143V122H142ZM146 123H147V122H145V124H146ZM186 123H187V121H186ZM188 123H190V122H188ZM100 124H101V123H100ZM119 124H120V123H119ZM145 124H143V125H145ZM236 124H237V123H236ZM250 124H251V123H250ZM60 125H61V124H60ZM78 125L80 126L81 124H78ZM136 125H137V124H136ZM136 125H135V126H136ZM140 125H142V124H140ZM207 125H208V124H207ZM218 125H219V123H218ZM11 126H12V125H11ZM165 126H166V125H165ZM176 126H177V125H176ZM215 126H216V125H215ZM8 127H9V126H8ZM101 127H103V126H101ZM142 127H143V126H142ZM185 127H186V126H185ZM203 127H204V126H203ZM210 127H211V126H210ZM19 128H20V127H19ZM49 128H50V127H49ZM133 128H134V127H133ZM136 128H137V127H136ZM136 128H135V129H136ZM140 128H141V127H140ZM170 128H171V127H170ZM182 128H183V127H182ZM218 128H219V127H218ZM223 128H224V127H223ZM0 129H1V128H0ZM56 129H57V128H56ZM128 129H129V128H128ZM135 129H134V130H135ZM138 129H139V128H138ZM179 129H180V128H179ZM46 130H47V129H46ZM80 130H81V129H80ZM99 130H100V129H99ZM109 130H110V129H109ZM113 130H114V129H113ZM113 130H112V131H113ZM139 130H141V129H139ZM180 131H181V130H180ZM187 131H188V130H187ZM19 132L21 133V134L19 135V138H18V144H19V146H20V144L22 143L21 141H23V140H22V136H21V135H23V134H22V130H21V131L19 130ZM59 132H60V131H59ZM86 132H88V131H86ZM109 132H110V131H109ZM140 132H141V131H140ZM214 132H215V131H214ZM35 133H36V132H35ZM42 133H43V132H42ZM79 133H80V132H79ZM89 133H90V132H89ZM200 133H201V132H200ZM206 133H207V132H206ZM97 134H98V133H97ZM128 134H129V133H128ZM204 134H205V133H204ZM17 135H18V134H17ZM52 135H53V134H52ZM85 135H87V134H85ZM120 135H121V134H120ZM184 135H185V134H184ZM214 135H215V134H214ZM101 136H102V134H101ZM115 136H116V135H115ZM118 136H119V135H118ZM189 136H190V135H189ZM199 136H200V135H199ZM215 136H216V135H215ZM253 136H254V135H253ZM84 137H85V136H84ZM105 137H106V136H105ZM119 137H120V136H119ZM180 137H181V136H180ZM1 138H2V137H1ZM89 138H90V137H89ZM97 138H99V137H97ZM132 138H133V137H132ZM150 138H151V137H150ZM185 138H186V137H185ZM252 138H253V137H252ZM46 139H47V138H46ZM83 139H84V138H83ZM121 139H122V138H121ZM130 139H131V138H130ZM218 139H219V138H218ZM113 140H114V139H113ZM117 140H118V139H117ZM124 140H125V139H124ZM127 140H128V139H127ZM189 140H190V139H189ZM48 141H49V140H48ZM64 141H65V140H64ZM68 141H69V140H68ZM92 141H93V140H92ZM110 141H111V140H110ZM187 141H188V140H187ZM210 141H211V140H210ZM260 141H261V140H260ZM260 141H259V142H260ZM8 142H9V141H8ZM85 142H86V141H85ZM151 142H153V141H151ZM188 142H189V141H188ZM191 142H192V141H191ZM262 142H263V141H262ZM262 142H261V143H262ZM71 143H72V142H71ZM93 143H94V142H93ZM157 143H158V142H157ZM162 143H163V142H162ZM184 143H185V142H184ZM186 143H187V142H186ZM186 143H185V145H186ZM219 143H220V142H219ZM261 143H260V145H261ZM104 144H105V143H104ZM107 144H108V143H107ZM119 144L121 145L120 142H119ZM127 144H128V143H127ZM187 144H189V143H187ZM251 144H252V143H251ZM7 145H8V144H7ZM62 145H63V144H62ZM95 145H97V144H95ZM98 145H99V144H98ZM108 145H109V144H108ZM108 145H107V146H108ZM117 145H118V144H117ZM159 145H160V144H159ZM204 145H205V144H204ZM211 145H212V144H211ZM263 145H264V144H263ZM16 146H17V145H16ZM16 146H15V147H16ZM89 146H90V145H89ZM114 146H116V145H114ZM140 146H142V145H140ZM154 146H155V145H154ZM172 146H173V145H172ZM174 146H175V145H174ZM181 146H182V144H181ZM181 146H180V148H181ZM201 146H203V145L201 144ZM201 146H200V147H201ZM246 146H247V145H246ZM15 147H14V148H15ZM61 147H62V146H61ZM71 147H72V146H71ZM117 147L123 149V147H119V146H117ZM145 147H146V146H145ZM185 147H186V146H185ZM193 147H194V146H193ZM193 147H192V148H193ZM247 147H248V146H247ZM3 148H4V147H3ZM16 148H17V147H16ZM18 148H20V147H18ZM108 148H109V147H108ZM115 148H116V147H115ZM140 148H141V147H140ZM180 148H178V150H179ZM188 148H190V147H188ZM244 148H245V147H244ZM55 149H56V148H55ZM100 149H101V148H100ZM116 149H117V148H116ZM116 149H114L115 151H113V152H116L115 154L117 155V151H118V149H117V150H116ZM142 149H143V148H142ZM184 149H185V148H184ZM251 149H252V148H251ZM3 150H4V149H3ZM12 150H13V149H12ZM19 150H20V149H19ZM46 150H47V149H46ZM62 150H63V149H62ZM93 150H94V149H93ZM108 150H109V149H108ZM111 150H112V148H111ZM137 150H138V149H137ZM174 150H175V149H174ZM178 150H176V151H178ZM189 150H190V149H189ZM217 150H218V149H217ZM4 151H5V150H4ZM56 151H57V150H56ZM95 151H96V150H95ZM223 151H224V150H223ZM6 152H7V150H6ZM8 152H10V151H8ZM11 152H12V151H11ZM96 152H97V151H96ZM105 152H106V151H105ZM131 152H132V151H131ZM134 152H135V151H134ZM152 152H153V151H152ZM152 152H151V153H152ZM156 152H157V150H156ZM158 152H159V151H158ZM158 152H157V153H158ZM163 152H164V151H163ZM17 153H18V152H17ZM111 153H112V152H111ZM118 153H119V152H118ZM135 153H136V152H135ZM135 153H134V154H135ZM47 154H48V153H47ZM80 154H81V153H80ZM87 154H88V153H87ZM113 154H114V153H113ZM113 154H112V158H111V156H110V158L112 159L111 161L114 160V162H115L116 159H115V155H113ZM121 154H123V153H121ZM127 154H129V153H127ZM141 154H142V153H141ZM159 154H160V153H159ZM171 154H173V153H171ZM193 154H194V153H193ZM195 154H196V153H195ZM215 154H216V153H215ZM5 155H6V156H5ZM9 155H10V154H9ZM15 155H17V154H15ZM49 155H50V154H49ZM63 155H64V154H63ZM67 155H68V154H67ZM88 155H89V154H88ZM91 155H92V154H91ZM101 155H102V154H101ZM103 155H104V154H103ZM136 155H137V154H136ZM184 155H185V154H184ZM200 155H201V154H200ZM17 156H18V155H17ZM47 156H48V155H47ZM118 156H119V155H118ZM118 156H117V157H118ZM121 156H122V155H121ZM141 156H142V155H141ZM158 156H159V155H158ZM5 157H7V154H4L3 152H1V154H0V160L2 159V161H3V159H4V160L7 159V161H8V158H10L11 156H10V157H7V158H5ZM13 157H14V156H13ZM68 157H69V156H68ZM92 157H93V155H92ZM92 157H91V158H92ZM96 157H97V156H96ZM119 157H120V156H119ZM160 157H161V156H160ZM167 157H168V156H167ZM173 157H174V156H173ZM181 157H182V156H181ZM194 157H195V156H194ZM198 157H199V155H198ZM211 157H212V156H211ZM43 158L45 159L46 157L44 156ZM93 158H94V157H93ZM113 158H114V159H113ZM143 158H144V156H143ZM156 158H157V157H156ZM202 158H203V157H202ZM14 159H15V158H14ZM26 159H27V158H26ZM119 159L122 160L123 158H122V159L119 158ZM136 159H137V158H136ZM149 159H150V158H149ZM153 159H154V158H153ZM153 159H152V160H153ZM166 159H167V158H166ZM203 159H204V158H203ZM206 159H207V158H206ZM213 159H214V158H213ZM85 160H86V159H85ZM90 160H93V159H90ZM120 160H119V161H120ZM146 160H147V159H146ZM161 160H162V159H161ZM164 160H165V158H164ZM186 160H187V159H186ZM60 161H61V160H60ZM87 161L89 162V159H88ZM117 161H118V159H117ZM128 161H129V160H128ZM158 161H159V160H158ZM162 161H163V160H162ZM165 161H166V160H165ZM167 161H168V159H167ZM58 162H59V161H58ZM63 162H64V161H63ZM74 162H75V161H74ZM88 162H87V163H88ZM114 162H112V163H114ZM163 162H164V161H163ZM174 162H175V161H174ZM174 162H173V164H174ZM180 162H181V161H180ZM202 162H203V160H202ZM3 163H5V162H3ZM3 163L0 162V165L3 164ZM13 163H14V162H12L11 164H13ZM77 163H78V162H77ZM84 163H85V162H84ZM84 163H83V165L86 164V166H87V163H85V164H84ZM89 163H90V162H89ZM97 163H99V162H97ZM112 163H109V165H115V164H116V163H115V164H112ZM143 163H144V162H143ZM157 163H158V162H157ZM159 163H160V162H159ZM159 163H158V164H159ZM165 163H166V162H165ZM182 163H183V162H182ZM186 163H187V162H186ZM186 163H185V164H186ZM199 163H200V162H199ZM259 163H260V162H259ZM263 163H264V162H263ZM7 164H8V163H7ZM11 164H10V165H11ZM91 164H93V162H92ZM94 164H96V163H94ZM119 164H120V163H119ZM136 164H137V163H135V165H136ZM146 164H147V163H146ZM148 164H149V163H148ZM204 164H205V163H204ZM216 164H217V163H216ZM4 165H5V164H4ZM16 165H17V164H16ZM16 165H15V166H16ZM83 165L81 166L82 168H83V167H86V166H83ZM131 165H132V164H131ZM133 165H134V164H133ZM161 165H163V163H161ZM13 166H14V165H13ZM18 166H19V167H18ZM18 166H17V167L20 168V165H18ZM92 166H93V165H92ZM95 166H96V165H95ZM178 166H179V165H178ZM182 166H183V165H182ZM221 166H222V165H221ZM239 166H240V165H239ZM257 166H258V165H257ZM22 167H23V166H22ZM59 167H60V166H59ZM62 167H63V166H62ZM72 167H73V166H72ZM76 167H77V164H76ZM78 167H79V164H78ZM106 167H107V166H106ZM114 167H115V166H114ZM116 167H117V166H116ZM175 167H176V166H175ZM183 167H184V166H183ZM183 167H182V168H183ZM185 167H186V165H185ZM247 167H248V166H247ZM10 168H11V167H10ZM10 168H9V170H10ZM74 168H75V166H74ZM88 168H89V166H88ZM96 168H97V166H96ZM110 168H111V167H109V169H110ZM142 168H143V167H142ZM166 168H167V167H166ZM193 168H194V167H193ZM221 168H222V167H221ZM248 168L250 169V167H248ZM55 169H56V168H55ZM77 169H78V168H77ZM89 169H90V168H89ZM89 169H87L86 171H88ZM116 169H117V172H118V168H115V170H116ZM127 169H128V168H127ZM138 169L140 170L141 168H138ZM180 169H181V168H180ZM185 169H186V168H185ZM185 169L183 168L184 171H185ZM187 169H188V168H187ZM202 169H203V168H202ZM239 169H240V168H239ZM241 169H242V168H241ZM20 170H21V168H20ZM20 170H19V171H20ZM28 170H29V169H27V171H28ZM60 170H61V169H60ZM80 170H81V169H80ZM82 170L84 171L85 169H82ZM90 170H91V169H90ZM97 170H98V169H97ZM168 170H169V168H168ZM189 170H190V169H189ZM215 170H216V169H215ZM2 171H3V170H2ZM72 171H73V170H72ZM83 171H81L82 174L84 173ZM112 171H113V170H110V171H109V174H110V172H112ZM145 171H146V170H145ZM147 171H148V170H147ZM155 171H156V170H155ZM162 171H163V170H162ZM174 171H175V170H174ZM178 171H179V170H178ZM178 171H177V172H178ZM186 171H187V170H186ZM206 171H207V170H206ZM240 171H241V170H240ZM244 171H245V170H244ZM4 172H5V170H4ZM13 172H14V171H13ZM66 172H67V171H66ZM69 172H70V171H69ZM78 172H79V170H78ZM78 172H77V173H78ZM81 172H80V175H81ZM139 172H140V171H139ZM160 172H161V171H160ZM164 172H165V171H164ZM167 172H168V171H167ZM175 172H176V171H175ZM181 172H182V169H181ZM181 172H180V173H181ZM234 172H235V171H234ZM237 172H238V171H237ZM17 173H19V172H17ZM17 173H16V174H17ZM64 173H65V172H64ZM85 173H86V172H85ZM85 173H84V176H85ZM93 173H94V172H93ZM145 173H146V172H145ZM171 173H172V172H171ZM1 174H2V173H1ZM1 174H0V175H1ZM6 174H7V173H6ZM98 174H99V173H98ZM101 174H102V173H101ZM123 174H124V173H123ZM160 174H161V173H160ZM160 174H159V175H160ZM206 174H207V173H206ZM215 174H216V173H215ZM231 174H232V173H231ZM3 175H5V174L3 173ZM17 175H18V174H17ZM20 175L23 176L22 174H20ZM20 175H19V176H20ZM65 175H66V174H65ZM114 175H115V174H113V177H114ZM121 175H122V174H121ZM128 175H129V174H128ZM132 175H133V174H132ZM143 175H144V174H143ZM146 175H147V174H146ZM164 175H165V174H164ZM169 175H170V174H169ZM171 175H172V174H171ZM180 175L182 176V174H180ZM180 175H179V176H180ZM187 175H188V174H187ZM13 176H14V174H13ZM15 176H16V175H15ZM19 176H18V177H19ZM69 176H70V175H69ZM78 176H79V174H78ZM89 176H90V175H89ZM107 176H109V175H107ZM115 176H116V175H115ZM153 176H154V175H153ZM156 176H157V175H156ZM173 176H174V175H173ZM175 176H177V175H175ZM80 177H81V176H80ZM129 177H130V176H129ZM157 177H158V176H157ZM190 177H191V176H190ZM199 177H200V176H199ZM199 177H198L197 179H199ZM208 177H209V176H208ZM214 177H215V175H214ZM214 177H213V178H214ZM0 178H1V177H0ZM4 178H5V177H4ZM8 178H10V177H8ZM37 178H38V177H37ZM78 178H79V177H78ZM78 178H77V179H78ZM83 178H84V177H83ZM93 178H94V177H93ZM99 178H100V180H102V181H101V183L98 184V188L96 187V188H97V189H96V192H97V190H100V191H101V188H102L103 185H104V182H103V181H105V180H103L102 175H101V176L99 175ZM101 178H102V179H101ZM104 178H105V176H104ZM127 178H128V177H127ZM131 178H132V177H131ZM131 178H129V180H130ZM153 178H154V177H153ZM164 178H165V176H164ZM164 178H163V179H164ZM170 178H171V177H170ZM173 178H175V177H173ZM192 178H193V177H192ZM13 179H14V180H13L14 183H15V180H16V179L18 180L17 177H16V178L13 177ZM19 179H20V177H19ZM105 179H106V178H105ZM113 179H114V178H113ZM158 179L161 180V178H158ZM163 179H162V180H163ZM190 179H191V178H190ZM194 179H195V178H193L192 180H194ZM208 179H209V178H208ZM218 179H219V178H218ZM8 180H9V179H8ZM74 180H75V179H74ZM107 180H108V178H107ZM110 180H111V179H110ZM115 180H116V179H115ZM126 180H127V179H125V181H126ZM160 180H158V181H160ZM170 180H172V178H171ZM192 180H191V181H192ZM212 180H213V179H212ZM232 180H233V179H232ZM0 181H1V180H0ZM5 181H6V180H5ZM76 181H77V180H76ZM96 181H97V180H96ZM108 181H109V180H108ZM108 181H107L106 183H108ZM127 181H128V180H127ZM140 181H141V180H140ZM153 181H154V179H153ZM2 182H4V179L2 180ZM18 182H19V181H18ZM85 182H86V180H85ZM89 182H92V181H89ZM94 182H95V181H94ZM99 182H100V181H99ZM115 182H116V181H115ZM142 182H144V181H142ZM142 182H141V183H142ZM165 182H166V181H165ZM167 182H168V180H167ZM173 182H174V179H173ZM176 182H177V181H176ZM179 182H180V181H179ZM179 182H178V183H179ZM184 182H185V181H184ZM196 182H197V181H195V183H196ZM0 183H1V182H0ZM92 183H93V182H92ZM111 183H112V181H111ZM162 183H163V182H162ZM211 183H212V182H211ZM2 184H3V183H2ZM9 184H10V183H9ZM17 184H18V183H17ZM75 184H76V183H75ZM80 184H81V183H80ZM86 184L88 185L89 183H86ZM118 184H119V183H118ZM122 184H123V183H122ZM128 184H129V183H128ZM132 184H133V183H132ZM142 184H143V183H142ZM145 184H146V183H145ZM152 184H153V183H152ZM165 184H166V183H165ZM191 184H192V183H191ZM191 184H190V185H191ZM4 185H5V184H4ZM11 185H12V184H11ZM77 185H78V184H77ZM82 185H83V184H82ZM82 185H81V186H82ZM87 185H86V186H87ZM89 185H90V187H93V186H91V184H89ZM93 185H96V184H93ZM108 185H109V184H108ZM139 185H140V184H139ZM156 185H157V184H156ZM156 185H155V186H156ZM159 185H160V184H159ZM159 185H158V186H159ZM161 185H162V184H161ZM192 185H193V184H192ZM232 185H233V184H232ZM7 186H8V185H5V187H7ZM14 186H15V185H14ZM79 186H80V185H79ZM125 186H127V185H125ZM133 186H134V185H133ZM140 186H142V185H140ZM143 186H144V184H143ZM147 186H148V185H147ZM152 186H153V185H152ZM219 186H220V185H219ZM219 186H218V187H219ZM10 187H12V186H10ZM64 187H65V186H64ZM106 187H107V186H106ZM108 187H110V186H108ZM123 187H124V185H123ZM156 187H157V186H156ZM164 187H165V186H164ZM166 187H167V186H166ZM179 187H181V186L179 185ZM189 187H190V186H189ZM0 188H1V187H0ZM2 188L4 189V187H2ZM7 188H9V187H7ZM14 188H15V187H14ZM38 188H39V187H38ZM80 188H81V190H82V187H80ZM86 188H87V187H86ZM141 188L143 189V187H141ZM157 188H158V187H157ZM184 188H185V186H184ZM192 188H194V187H192ZM220 188H221V187H220ZM66 189H67V188H66ZM78 189H79V188H78ZM83 189H84V188H83ZM146 189H147V188H146ZM179 189H180V188H179ZM195 189H196V188H195ZM5 190H7V189L2 190V191H3V195H4V193L6 192ZM9 190H10V189H8V191H9ZM74 190H75V188H74ZM81 190H80V191H81ZM86 190H87V189H86ZM120 190H121V189H120ZM140 190H141V189H140ZM140 190H139V193H140V194H141V192H142V194H143V193H146L144 189H143L144 191H143V190L140 191ZM164 190H165V189H164ZM166 190H167V189H166ZM186 190H187V189H186ZM4 191H5V192H4ZM8 191H7V192H8ZM38 191H39V190H38ZM70 191H71V190H70ZM72 191H73V190H72ZM72 191H71V192H72ZM76 191H77V189H76ZM76 191H75V192H76ZM84 191H85V190H84ZM92 191H95V190H92ZM104 191H105V189H104ZM106 191H107V190H106ZM126 191H127V190H126ZM130 191H131V190H130ZM130 191H129V192H130ZM132 191H133V190H132ZM136 191H137V190H136ZM167 191H169V190H167ZM171 191H172V190H171ZM193 191H194V190H193ZM222 191H223V190H222ZM7 192H6V193H7ZM9 192H11V191H9ZM49 192H50V191H49ZM75 192H74V193H75ZM77 192H78V191H77ZM77 192H76V194H77ZM87 192H88V191H87ZM98 192H99V191H98ZM114 192H115V191H114ZM121 192H122V191H121ZM147 192H148V190H147ZM157 192H158V191H157ZM187 192H188V191H187ZM198 192H199V191H198ZM6 193H5V194H6ZM44 193H45V192H44ZM81 193H82V192H81ZM83 193H84V192H83ZM91 193H92V192H91ZM102 193H103V191H102ZM149 193L151 194V192H149ZM220 193H221V192H220ZM7 194H8V193H7ZM22 194H23V191H22ZM33 194H34V193H33ZM65 194H66V193H65ZM78 194H79V192H78ZM78 194H77V195H78ZM84 194H85V193H84ZM87 194H88V193H87ZM93 194H94V193H93ZM98 194H99V193H97V195H98ZM120 194H121V193H120ZM124 194H125V192H124ZM140 194H139V195H140ZM142 194H141V195H142ZM160 194H161V193H160ZM186 194H187V193H186ZM189 194H190V193H189ZM191 194H192V193H191ZM17 195H18V194H17ZM20 195H21V194H20ZM28 195H30V193H29ZM28 195H27V196H28ZM46 195H47V194H46ZM48 195H49V194H48ZM50 195H51V193H50ZM58 195H59V194H58ZM79 195H80V194H79ZM90 195H91V194H90ZM95 195H96V194H95ZM99 195H101V193H100ZM104 195H105V194H104ZM118 195H119V194H118ZM127 195H128V194H126V196H127ZM133 195H135V192L133 193ZM152 195H153V194H152ZM152 195H151V196H152ZM154 195H155V194H154ZM156 195H157V194H156ZM164 195L166 196V193H165ZM11 196H12V195H11ZM11 196H10V197H11ZM21 196H22V195H21ZM35 196H36V195H35ZM39 196H41V195H39ZM60 196H61V195H60ZM75 196H76V195H74L73 197H75ZM80 196H81V195H80ZM80 196H76V198L79 197V200H80ZM82 196L85 197V196H87V195L85 194V195H82ZM114 196H115V195H114ZM135 196H136V195H135ZM135 196H134V198H135ZM145 196H146V194H145ZM151 196H150V197H151ZM182 196H183V195H182ZM182 196H180V197H182ZM4 197H5V196H4ZM7 197H8V196H7ZM17 197H19V196H17ZM31 197H32V195H31ZM47 197H48V196H47ZM52 197H53V196H52ZM65 197H66V196H65ZM70 197H71V196H70ZM91 197H92V196H91ZM108 197H110V196H108ZM150 197L148 196V198H149L150 200L147 199V196H146V198H145V199L147 200L148 203H151L152 201H153V202H156V201H157V200L154 201V199H152V198H150ZM155 197H156V196H155ZM169 197H171V196H169ZM188 197H189V196H188ZM12 198H13V197H12ZM19 198H20V197H19ZM22 198H23V197H22ZM49 198H51V197L49 196ZM67 198H68V196H67ZM81 198H83V197H81ZM96 198H98V197L96 196ZM139 198H140V197H139ZM153 198H154V196H153ZM163 198H164V197H163ZM173 198H175V197H173ZM15 199H16V197H15ZM23 199H24V198H23ZM27 199L29 200V199H32V198H26V200H27ZM43 199H44V198H43ZM77 199H78V198H77ZM77 199H76V201H79V200H77ZM84 199H85V198H84ZM89 199H90V198H89ZM102 199H103V198H102ZM131 199H132V198H131ZM179 199H180V198H179ZM5 200H6V199H5ZM13 200H14V198H13ZM18 200H19V199H18ZM24 200H25V199H24ZM28 200H27V201H28ZM33 200H34V199H33ZM38 200H40V198H38ZM50 200H55V199L52 198V199H50ZM59 200H60V199H59ZM68 200H70V198H69ZM73 200H74V198H73ZM73 200H71V201H73ZM92 200H93V199H92ZM107 200H108V199H107ZM110 200H111V199H110ZM110 200H109V201H110ZM125 200H126V199H125ZM141 200H142V199H141ZM143 200H144V199H143ZM143 200H142V201H143ZM175 200H176V199H175ZM191 200H192V199H191ZM6 201H7V200H6ZM8 201H9V200H8ZM14 201H15V200H14ZM27 201H25V202L27 203ZM30 201H31V200H30ZM57 201H58V200H57ZM76 201H75V202H76ZM115 201L117 202V200H115ZM131 201H132V200H131ZM131 201H130V202H131ZM164 201H165V200H164ZM256 201H257V200H256ZM4 202H5V201H4ZM4 202H3V203H4ZM16 202H17V200H16ZM18 202H19V201H18ZM20 202H21V200H20ZM35 202H36V199H35ZM49 202H50V201H49V199L47 198V203H49ZM54 202H55V201H54ZM64 202H65V201H64ZM66 202H67V201H66ZM75 202H74V203H75ZM79 202H80V201H79ZM85 202H86V201H85ZM87 202H88V201H87ZM99 202H100V200H99ZM132 202H133V201H132ZM132 202H131V203H132ZM143 202H144V201H143ZM162 202H163V201H162ZM174 202H175V201H174ZM174 202H173V203H174ZM190 202H191V201H190ZM257 202H258V201H257ZM10 203L12 204V201L9 202V204L7 205L8 208H6V210L4 209V210H3L4 212L2 211L3 213H0V214H1V215H0V255H1V253H3V252H2V250H3V249H2V248H3L2 246H5V247H6V245H3L4 242H5V240H6V239H5L6 234H8V232L12 230V229H10V228L12 227V225H13L14 222L18 223V220H19V219L16 220L17 214H18V217H19V213H17V212H20V211H18V209H20V208L22 209V206L26 204V203H25V204L20 205V203H19V204H18V203H13L12 205H10ZM22 203H24V201H22ZM47 203H46V198H45V200H41V201H39V202L37 201V204L35 203V205H36L35 207H36L37 210L35 211V213H33V214L31 213V214H32V217H30V218H33V219H34L35 217L38 216V215H37L38 213H41V214L43 213L42 215H45V216H46V214H44L45 212L47 213L48 210H49V211H50V210L53 211V209H52V208H53V207H52L53 205H50V204H47ZM50 203L52 204L53 202H50ZM58 203H59V202H58ZM101 203H102V202H101ZM124 203H125V202H124ZM128 203H129V202H128ZM140 203H142V202H140ZM144 203H146V202H144ZM158 203H159V202H158ZM163 203H164V202H163ZM168 203H169V201H168ZM183 203H184V202H183ZM188 203H189V202H188ZM1 204H2V203H1ZM6 204H7V203H6ZM31 204H33V203H31ZM31 204H30V205H31ZM116 204H117V203H116ZM120 204H122V203H120ZM120 204H119V205H120ZM134 204H135V203H134ZM138 204H139V203H138ZM154 204H155V203H154ZM175 204H176V203H175ZM177 204L179 205V203H177ZM180 204H181V203H180ZM27 205H28V204H27ZM27 205H25V206H27ZM58 205H59V204H58ZM70 205H71V204H70ZM75 205H76V204H75ZM96 205H98V204L96 203ZM100 205H101V204H100ZM109 205H110V204H109ZM135 205H136V204H135ZM135 205H134V206H135ZM141 205H143V204H141ZM171 205H172V204H171ZM183 205H184V204H183ZM1 206H2V205H1ZM25 206H24V208H25ZM103 206H104V202H103ZM143 206H144V205H143ZM153 206H154V205H152V207H153ZM164 206H165V205H164ZM176 206H177V205H176ZM5 207H6V205L3 206V208H5ZM31 207H32V205H31ZM54 207H55V206H54ZM60 207H61V206H60ZM69 207H70V206H69ZM71 207H72V206H71ZM73 207H74V206H73ZM73 207H72V208H73ZM75 207H76V206H75ZM84 207H85V206H84ZM84 207H83V208H84ZM111 207H112V206H111ZM126 207H127V206H126ZM136 207H137V206H136ZM156 207H157V206H156ZM159 207H160V206H158L157 208H159ZM162 207H163V206H162ZM188 207H189V206H188ZM0 208H1V207H0ZM24 208H23V209H24ZM90 208H91V207H90ZM102 208H103V207H102ZM124 208H125V207H124ZM167 208H168V207H167ZM171 208H172V207H171ZM171 208H170V210H171ZM175 208H176V207H175ZM27 209H28V208H27ZM56 209H58V208H56ZM104 209H106V208H104ZM113 209H114V208H113ZM113 209H111V210L113 211ZM120 209H121V208H120ZM127 209H128V208H127ZM153 209H154V208H153ZM179 209H180V208H179ZM28 210H29V209H28ZM31 210H32V208H31ZM34 210H35V208H34ZM68 210H69V209H68ZM85 210H86V209H85ZM87 210H88V209H87ZM87 210H86V211H87ZM99 210H100V208H99ZM107 210H108V209H107ZM114 210H115V209H114ZM131 210H132V208H131ZM138 210H139V208H138ZM138 210H137V211H138ZM143 210H144V209H143ZM162 210H163V209H162ZM192 210H193V209H192ZM252 210H253V209H252ZM0 211H1V210H0ZM24 211H25V210H24ZM59 211H60V210H59ZM86 211H85V212H86ZM94 211H96V210H94ZM101 211H102V210H101ZM108 211H109V210H108ZM112 211H111V212H112ZM117 211H118V210H117ZM117 211H116V213L118 214ZM132 211H133V210H132ZM172 211H173V210H172ZM177 211H178V210H177ZM180 211H181V210H180ZM21 212H22V213H20V214L22 215V214H23V211L21 210ZM31 212H32V211H31ZM33 212H34V211H33ZM37 212H38V213H37ZM77 212H78V211H77ZM111 212H110V213H111ZM114 212H115V211H114ZM135 212H136V211H135ZM163 212H164V211H163ZM249 212H250V211H249ZM27 213H28V212H27ZM27 213H26V214H27ZM36 213H37V214H36ZM48 213H50V212H48ZM53 213H54V212H53ZM53 213H52V215H53ZM94 213H95V212H94ZM116 213H115V215H117ZM122 213H123V212H122ZM138 213H139V212H138ZM144 213H145V212H144ZM159 213H160V212H159ZM159 213H158V215H159ZM165 213H166V212H165ZM178 213H179V212H178ZM252 213H254V212H252ZM31 214H30V215H31ZM34 214H35V216H34ZM50 214H51V213H50ZM54 214H56V212H55ZM70 214L73 215L72 213H70ZM83 214H84V213H83ZM85 214H86V213H85ZM101 214H102V213H101ZM140 214H141V213H140ZM140 214H139V215H140ZM235 214H236V213H235ZM21 215H20V216H21ZM28 215H29V214H28ZM36 215H37V216H36ZM42 215H39V216H41V217H40L41 219H42V217H43ZM68 215H69V213H68ZM80 215H82V214H80ZM90 215H91V214H90ZM106 215H107V213H106ZM106 215H105V216H106ZM112 215L115 216L113 213H112ZM118 215H119V214H118ZM168 215H169V214H168ZM238 215H239V212H238ZM255 215H256V214H255ZM33 216H34V217H33ZM39 216H38V217H39ZM48 216H49V214H48ZM82 216H83V215H82ZM103 216H104V214H103ZM113 216H112L111 218L108 216V217H109V221H110L112 218L114 219ZM150 216H151V215H150ZM150 216H146V217H150ZM18 217H17V218H18ZM28 217H29V216H28ZM38 217H37V218H38ZM46 217H47V216H46ZM55 217H56V216H55ZM60 217H61V216H60ZM62 217H63V216H62ZM75 217H76V216H75ZM86 217H87V216H86ZM93 217H94V215H93ZM98 217H99V216H98ZM108 217L106 216V217H105V220H104V218L102 219V217H100V220H104V221H106V222H104V221H103V222L106 223L108 226H105V224H104V226L107 227V229H108V227H110L109 229H111V226H110V225H112V224L114 223V221L116 222V219L111 220V222H113V223H111V222H108V220L106 219V218H108ZM119 217L121 218V215H120ZM122 217H123V216H122ZM151 217H152V216H151ZM157 217H159V216H157ZM157 217H156V218H157ZM160 217H162V216H160ZM26 218H27V217H26ZM30 218H29V219H30ZM115 218H116V217H115ZM125 218H126V217H125ZM154 218H155V217H154ZM249 218H250V217H249ZM29 219H28V220H29ZM35 219H36V218H35ZM38 219H39V218H38ZM38 219H37V220H38ZM44 219H45V218H44ZM47 219H48V218H47ZM52 219H53V216H52ZM56 219H57V218H56ZM58 219H59V218H58ZM76 219H77V218H76ZM88 219H90V218H88ZM147 219H148V218H147ZM149 219H150V218H149ZM162 219H163V218H162ZM164 219H165V218H164ZM28 220H27V223H31V220H30L29 222H28ZM39 220H40V219H39ZM39 220H38V221H39ZM50 220H51V219H49V221H50ZM65 220H66V219H65ZM73 220H74V219H73ZM90 220H91V219H90ZM120 220H121V219H120ZM125 220H126V219H125ZM132 220H133V219H132ZM150 220H153V219L151 218ZM158 220H159V219H158ZM181 220H182V219H181ZM19 221H20V220H19ZM24 221H25V220H24ZM54 221H55V220H54ZM68 221H69V220H68ZM163 221H164V220H163ZM179 221H180V220H179ZM40 222H44V221L42 220V221H40ZM40 222H39V223H40ZM66 222H67V221H66ZM81 222H82V221H81ZM83 222H84V221H83ZM93 222H94V221H93ZM98 222H99V221H98ZM103 222H102V223H103ZM107 222L110 223V224H108ZM122 222H123V221H122ZM122 222H121V223H122ZM125 222H126V221H125ZM151 222H152V221H151ZM16 223H15V224H16ZM25 223H26V222H25ZM36 223H37V222H36ZM53 223H54V222H53ZM78 223L80 224V222H78ZM99 223H100V222H99ZM118 223H119V222H118ZM136 223H138V222H136ZM167 223H168V222H167ZM171 223H172V222H171ZM244 223H245V222H244ZM15 224H14V226L17 225V224L15 225ZM45 224H46V223H45ZM97 224H98V223H97ZM143 224H144V223H143ZM146 224H147V223H146ZM156 224H157V223H156ZM208 224H209V223H208ZM28 225H29V224H28ZM41 225H43V224L41 223ZM46 225H47V224H46ZM69 225H70V224H69ZM69 225H68V226H69ZM76 225H78V224L76 223ZM76 225H75V226H76ZM87 225H88V224H87ZM115 225H116V224H115ZM180 225H181V224H180ZM14 226H13V227H14ZM33 226H34V225H33ZM49 226H50V225H49ZM63 226H65V225H61V227H63ZM70 226H71V225H70ZM70 226H69V228H70ZM85 226H86V225H85ZM89 226H90V225H89ZM92 226H93V225H92ZM92 226H91V227H92ZM96 226H97V225H96ZM96 226H95V227H96ZM101 226H102V224H101ZM104 226H103V227H104ZM134 226H136V225H134ZM149 226H150V225H149ZM149 226H148V227H149ZM153 226H154V225H153ZM164 226H165V225H164ZM164 226H163V228H164ZM166 226H167V224H166ZM18 227H19V225H18ZM53 227H54V229H53ZM66 227H67V226H66ZM78 227H79V226H77V228H78ZM98 227H99V225H98ZM119 227H120V226H119ZM137 227H138V226H137ZM159 227H160V226H159ZM41 228H42V227H41ZM50 228H52L53 230L48 231ZM56 228H57V227H56ZM75 228H76V227H75ZM86 228H87V227H86ZM93 228H94V226L92 227V229H93ZM117 228H118V227H117ZM123 228H124V227H123ZM135 228H136V227H135ZM140 228H141V227H140ZM13 229H17V228L15 227V228H13ZM25 229H26V228H25ZM30 229H31V228H30ZM49 229H48L47 231H48V232H51V234L49 233L50 236H48V233H47V235H46L47 238L44 237L45 239L42 240V242L40 241L41 244L38 242V243L40 244V247H39L40 250H43L46 246H47V248H49V247H50V248H51V247L53 248V244H51V243H52V242H53V243L55 242L53 238L55 237V234H56V232H57V231H56L57 229H55V226H51V227H49ZM60 229H61V228H60ZM66 229H67V228H66ZM71 229H72V228H71ZM81 229H82V228H80V230H81ZM83 229H85V228H83ZM83 229H82V230H83ZM88 229H89V228H88ZM102 229H104V228H102ZM105 229H106V228H105ZM124 229H125V228H124ZM167 229H168V228H167ZM167 229H166V230H167ZM19 230H20V229H19ZM76 230H77V229H76ZM111 230H112V229H111ZM119 230H120V229H119ZM127 230L130 232L129 229H126V231H127ZM170 230H171V229H170ZM23 231H24V230H23ZM42 231H44V230H42ZM59 231H60V230H59ZM64 231H65V230H64ZM68 231H69V230H68ZM74 231H75V230H74ZM98 231H99V230H98ZM98 231L96 232V230L94 229V232L97 233V236H98V233L100 232V231H99V232H98ZM102 231H103V230H102ZM104 231H105V230H104ZM104 231H103V232H104ZM106 231H107V230H106ZM122 231H123V230H122ZM126 231H125V232H126ZM167 231H168V230H167ZM167 231H166V232H167ZM178 231H180V230H178ZM33 232H34V231H33ZM38 232H39V231H38ZM84 232H85L86 234H85V236L83 237V240H84V238H85V241L87 242V240H88L87 238H88L89 236H91V235H90V233H88L89 231L86 232V230H85ZM132 232H133V231H132ZM140 232H141V231H140ZM154 232H155V231H154ZM154 232H153V233H154ZM11 233H12V231H11ZM11 233H10V235L12 236ZM21 233H22V232H21ZM73 233H74V232H73ZM105 233H106V232H105ZM108 233H110V232H108ZM115 233H116V232H115ZM117 233H118V232H117ZM126 233H127V232H126ZM135 233H136V232H135ZM135 233H134V234H135ZM137 233H138V232H137ZM19 234H20V233H19ZM40 234H41V232H40ZM43 234H44V233H43ZM67 234H69V233H67ZM78 234H79V233H78ZM78 234H77V232H76V234L74 233V236L71 235L72 238H70V240H68V241H70V243H72V242H74V241L76 242V240H77V241L81 240L82 238L80 237V238H81V239H80V238L78 237ZM83 234H84V233H83ZM91 234H92V233H91ZM113 234H114V233H113ZM113 234H112V235H113ZM129 234H130V233H129ZM140 234L143 235L144 232H143V234H142V232H141ZM168 234H169V233H168ZM193 234H195V233H193ZM8 235H9V234H8ZM8 235H7V236H8ZM20 235H21V234H20ZM24 235H26V234H24ZM59 235H60V234H59ZM100 235H101V233L99 234V236H100ZM106 235H107V234H106ZM120 235H121V234H120ZM124 235H125V234H124ZM130 235H131V234H130ZM141 235H139V236L141 237ZM147 235H148V234H147ZM153 235H154V234H153ZM175 235H176V234H175ZM7 236H6V237H7ZM15 236H16V235H15ZM39 236H41V235H39ZM44 236H45V235H44ZM61 236L63 237V235H61ZM65 236H66V235H64V237H65ZM80 236H81V231H80ZM101 236H102V235H101ZM101 236H100V237H101ZM110 236H111V235H110ZM137 236H138V235H137ZM144 236H145V235H144ZM178 236H179V235H178ZM178 236H177V237H178ZM197 236H198V235H197ZM25 237H26V236H25ZM56 237H57V236H56ZM86 237H87V238H86ZM100 237L98 238V239H100V240H98V241L102 242L101 239H102L103 237H102V238H100ZM108 237H109V236H108ZM130 237H131V236H130ZM133 237H134V236H133ZM133 237H132V238H133ZM152 237H153V236H152ZM173 237H174V236H173ZM193 237H194V236H193ZM60 238H61V237H60ZM66 238H68V237H66ZM77 238H78V239H77ZM89 238H90V237H89ZM94 238L97 239L96 237H94ZM116 238H117V237H116ZM118 238H119V237H118ZM136 238H138V237H136ZM144 238H145V237H144ZM150 238H151V237H150ZM12 239H13V238H12ZM30 239H31V238H30ZM39 239H40V238H39ZM86 239H87V240H86ZM92 239H93V237H92ZM110 239H111V238H110ZM110 239H109V240H110ZM13 240H15V239H13ZM17 240H18V239H17ZM57 240H58V239H57ZM83 240H81L82 243H83ZM90 240H91V239H90ZM104 240H105V239H104ZM111 240H113V239H111ZM132 240H133V239H131V241H132ZM134 240H135V239H134ZM37 241H38V240H37ZM65 241L67 242V240H65ZM114 241H115V240H113V242H114ZM131 241H130V242H131ZM140 241H141V240H140ZM158 241H159V240H158ZM7 242H8V241H7ZM31 242H32V241H31ZM92 242H93V241H92ZM100 242H99V244H100ZM143 242H144V241H143ZM154 242H156V241H154ZM259 242H260V241H259ZM61 243H62V242H61ZM77 243H78V242H77ZM77 243H75V244H77ZM87 243H88V242H87ZM97 243H98V242H97ZM111 243H112V242H111ZM132 243H133V242H132ZM5 244H7V243H5ZM27 244H28V243H27ZM50 244H51V245H50ZM67 244H69V243L67 242ZM75 244H74V245H75ZM94 244H95V243H94ZM101 244H103V242H102ZM104 244H105V241H104ZM138 244H139V243H138ZM141 244H142V243H141ZM143 244H144V243H143ZM160 244H161V243H160ZM11 245H12V244H11ZM48 245H50V246H48ZM54 245H56V244H54ZM74 245H73V246H74ZM77 245H79V244H77ZM81 245H82V244H81ZM81 245H80V247H81ZM86 245H87V244H86ZM86 245L83 244L82 247H83V246L86 247ZM92 245H93V244H91V246H92ZM108 245H109V244H108ZM108 245H107V246H108ZM136 245H137V244H136ZM175 245H176V244H175ZM37 246H38V245H37ZM69 246H70V244L68 245V247H69ZM73 246H72V249H73ZM89 246H90V243H89ZM94 246H95V245H94ZM133 246H134V245H133ZM145 246H146V245H145ZM157 246H158V245H157ZM197 246H198V245H197ZM14 247H15V246H14ZM35 247H36V246H35ZM35 247H34V248H35ZM60 247H64V250H63V249H62V250L60 249V250H61L62 253H65V251L67 250V249L65 250V243H63V246H60ZM68 247L66 246V248H68ZM70 247H71V246H70ZM74 247H75V246H74ZM111 247H112V246H111ZM114 247H115V246H114ZM122 247H123V246H122ZM137 247H138V246H137ZM8 248H9V247H8ZM32 248H33V247H32ZM36 248H37V247H36ZM83 248H84V247H83ZM89 248H90V247H89ZM109 248H110V247H109ZM112 248H113V247H112ZM134 248H135V247H134ZM149 248H150V247H149ZM211 248H212V247H211ZM26 249H27V248H26ZM45 249H46V248H45ZM45 249H44V250H45ZM79 249H80V248H79ZM81 249H82V248H81ZM114 249H115V248H114ZM118 249H119V248H118ZM150 249H151V248H150ZM13 250H15V248H13ZM37 250H38V249H36V251H37ZM40 250H39V251H40ZM44 250L41 251L40 253H38L39 256H42L43 253L45 254V256L47 255V254H46L47 252H45ZM52 250H53V249H52ZM52 250H51V249H50V250L47 249V251L49 252V254H50V252H52ZM54 250H55V249H54ZM54 250H53V251H54ZM57 250H58V249H57ZM68 250H69V249H68ZM68 250H67V251H68ZM92 250H93V248H92ZM120 250H122V249H120ZM120 250H119V251H120ZM135 250H136V249H135ZM17 251H18V250H17ZM19 251H21V250H19ZM25 251H26V250H25ZM29 251H30V250H29ZM39 251H38V252H39ZM85 251H86V250H85ZM85 251H83V252L85 253ZM89 251H91V250H89ZM89 251H88V254L86 253L87 255L84 254V255L86 256V258H87V257H88V258L92 257V256H90V255H91V252L89 253ZM110 251H111V248H110ZM110 251H109V252H110ZM114 251H115V250H114ZM174 251H175V250H174ZM11 252H13V251H11ZM11 252H10V253H11ZM61 252H60V256H62V255H61V254H62ZM68 252H69V251H68ZM68 252H66V253L68 254ZM70 252H71V251H70ZM97 252H98V251H97ZM105 252H106V251H105ZM115 252H117V251H115ZM124 252H125V251H124ZM13 253H14V252H13ZM32 253L34 254L35 252H34V251H33V252L31 251V253H29V254L31 255ZM52 253H53L52 255H54L56 252H55V253L52 252ZM119 253H121V251H120ZM237 253H238V252H237ZM29 254L27 253L26 255H29ZM33 254H32V255H33ZM57 254H58V251H57ZM73 254H74V253H73ZM101 254H102V252H101ZM106 254H108V253H106ZM106 254H105L104 256H106ZM117 254H118V253H117ZM163 254H164V253H163ZM16 255L18 256V253H17ZM32 255H31V256H32ZM36 255H37V254H36ZM36 255L34 254L33 256H36ZM58 255H59V254H58ZM65 255H66V254H65ZM71 255H72V254H71ZM80 255H81V254H80ZM93 255H94V254H93ZM3 256H4V254H3ZM22 256L24 257V255H22ZM54 256H55V255H54ZM63 256H64V254H63ZM63 256H62V257H63ZM69 256H70V255H69ZM69 256H68V257H69ZM89 256H90V257H89ZM114 256H115V255H114ZM237 256H238V255H237ZM241 256H242V255H241ZM0 257H1V256H0ZM19 257H20V256H19ZM27 257H28V256H27ZM42 257H43V256H42ZM46 257H47V256H46ZM46 257H44V258H46ZM51 257H53V256H51ZM56 257H59V256H56ZM56 257H53V258L56 259ZM65 257H66V256H65ZM71 257H72V256H71ZM80 257H81V256H80ZM93 257H94V256H93ZM107 257H108V256H107ZM116 257H118V256H116ZM261 257H262V256H261ZM21 258H22V257H21ZM24 258H25V257H24ZM24 258H23V260H24ZM39 258H40V257H39ZM47 258H48V257H47ZM49 258H50V257H49ZM113 258H114V257H113ZM130 258H131V257H130ZM19 259H20V258H19ZM25 259H26V258H25ZM41 259H42V258H41ZM83 259H84V258H83ZM110 259H111V258H110ZM0 260H1V259H0ZM23 260L20 259V261H23ZM45 260H46V259H45ZM51 260H52V259H51ZM53 260H54V259H53ZM62 260H63V258H62ZM70 260H71V258H70ZM73 260H74V259H73ZM76 260H77V259H76ZM86 260H89V259H86ZM92 260H93V259H92ZM104 260H105V259H104ZM132 260H133V259H132ZM136 260H137V259H136ZM237 260H238V259H237ZM15 261H16V259H15ZM15 261H14V262H15ZM28 261H29V258H28ZM28 261H27V262H28ZM39 261H40V260H39ZM71 261H72V260H71ZM74 261H75V260H74ZM74 261H73V262H74ZM82 261H83V260H80V261H78V262H80V264H81ZM84 261H85V260H84ZM102 261H103V260H102ZM123 261H124V260H123ZM144 261H145V260H144ZM6 262H7V261H6ZM11 262H13V261H11ZM34 262H35V261H34ZM34 262H32V264H33ZM40 262H41V261H40ZM43 262H44V261H43ZM43 262H41V263H43ZM46 262L48 263L47 260H46ZM58 262H59V261H58ZM60 262H61V261H60ZM62 262L64 263V261H62ZM85 262H86V261H85ZM85 262H83V263L85 264ZM90 262H91V261H90ZM238 262H239V261H238ZM9 263H10V261H9ZM9 263H6V264H9ZM18 263L20 264L21 262L18 261ZM23 263H24V262H23ZM47 263H46V264H47ZM52 263H53V262L51 261V264H52ZM83 263H82V264H83ZM124 263H125V262H124ZM143 263H144V262H143ZM241 263H242V262H241ZM2 264H3V263H2ZM11 264H13V263H11ZM16 264H17V262H16ZM21 264H22V263H21ZM26 264H27V263H26ZM39 264H40V263H39ZM49 264H50V262H49ZM54 264H55V263H54ZM70 264H72V263H70ZM73 264H74V263H73ZM76 264H77V262H76ZM86 264H87V263H86ZM228 264H229V263H228ZM239 264H240V263H239ZM243 264H244V263H243Z\"/></svg>","mask_w":264,"mask_h":264}]
</instances>
